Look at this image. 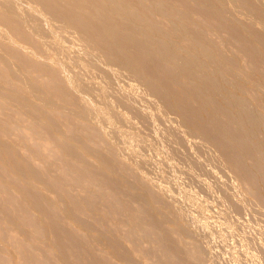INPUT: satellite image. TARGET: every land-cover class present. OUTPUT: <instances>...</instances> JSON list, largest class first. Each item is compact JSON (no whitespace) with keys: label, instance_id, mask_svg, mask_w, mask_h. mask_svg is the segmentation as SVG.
Here are the masks:
<instances>
[{"label":"rangeland","instance_id":"obj_1","mask_svg":"<svg viewBox=\"0 0 264 264\" xmlns=\"http://www.w3.org/2000/svg\"><path fill=\"white\" fill-rule=\"evenodd\" d=\"M43 1L44 0L42 1L41 0H0V148H1L0 157L5 158V156H8L7 154H9V156L7 157L8 159L5 158L6 162L7 160L12 159V157L9 158L10 156H14L18 160L16 162V160L14 161L12 159L13 161L11 160L10 162H8L9 165L10 163L14 162L13 166L15 167L10 169L6 167L8 163L6 164V166L2 165L3 163H5V160H3L4 158L1 159L2 161H4L2 164H1L2 161H0V264H264V183H262L264 182L263 181L264 174L260 176L261 173L259 171H257L256 174H254L257 168L259 169V166H261L260 163L261 164L264 163V158H263L264 152H262L261 154V150L262 151L264 150V146L262 145L263 147L261 148L260 142L256 143V145H259L258 147L253 145L255 144L256 141L264 140V134H263L264 131L262 133L264 123H261L260 122L261 120L259 121L260 125L263 124V126H261L262 129H260V126L257 123L258 121L257 119H259V117L260 119H262L263 118L262 116H264L263 115L264 110L262 108L264 106L256 107L257 104L254 103L255 101L256 103L259 104V101L262 100L259 105H264L263 104L264 95L262 97L263 99L259 98V95L260 94L262 95L261 93L262 91L264 94V90H263L264 88H261L259 86L261 89L260 90L259 87L257 86V85H261L263 87L264 85V83H259V81L262 80L261 78L264 79L263 76H260L264 74V72L262 71L264 70V66H263L264 60L262 62V60L258 58L259 57L258 55L262 54V51L264 50V48H261L262 46L259 45L261 44L259 42L264 38V37H262V39L260 38V34H262L261 36L264 35V22H263L264 15L258 16L260 15L261 12L264 14V12L262 11L264 10V0H248L250 1V3L254 5L255 9H252L251 6L253 5L249 4L247 0L246 1L234 0V2L233 0H218V1L211 0L212 3L213 1H217V2L221 1L220 3L221 4L223 3L222 5L221 4L218 5L221 10H216V11L215 9L217 8L219 9V7L217 6L218 3L214 2L217 7L215 5L214 6L212 5L213 10L208 11L211 4L210 2L204 0L208 4H210L208 10L205 11L206 17L205 16L204 17L206 20L201 16L199 17V14L200 15L205 14V13L201 14L205 9L202 10L203 8H201V10H199V8L202 7L201 5L203 3L204 6L206 4L203 0L201 2L199 1L198 6H194L196 3L194 0H191V2L192 1L194 2L193 3L194 5L191 4L192 5L191 6L189 4V6H186L187 4H185V6L184 5L182 6L183 2L184 3H186V1L188 3L190 2L189 0L186 1L181 0V2L179 1L180 3L176 2V4H179V6H181V7L178 6L177 9H176V5L174 6L175 4L173 2L174 0H171L172 4L174 3L173 5L171 4L170 0H167L168 2L164 0L167 3H164L163 1L161 2V0H156L157 2L159 1L158 2L159 5L160 2L162 4L164 3V7L167 4L166 8H168L170 11L172 9H175L174 12L176 13L172 15L173 19L171 17L169 18V16H171V14L173 13L172 11H171L172 13L169 12V10L168 11L166 10V12L163 11V13H165L164 17L163 14L162 15L159 14L160 13L159 11H161L162 13L163 10V9L159 10V8L163 6L162 4L161 6L158 7V5L155 6L158 3L154 0L153 1L155 4L151 3L152 0L151 1L142 0L140 4L141 3L143 4L145 2L147 3L146 4L147 6L150 3L151 5L153 4L152 9L149 8L151 5L147 7L144 4L145 8L147 7L146 9L144 8L146 11L147 10L152 11L154 8L153 6H155L153 10V15H151L152 12L151 14H148L147 13L148 11L146 12L148 16L150 15L149 18L147 17V14L145 13L144 10L143 11L146 15L143 14V11H141L144 7L143 5L140 4L139 5L136 4L135 6L133 5V3L135 4V1L136 3H138L141 0L138 1L134 0V2L131 3L133 7L137 9L140 8L139 6H141L140 8L141 10L132 9L141 12V13L139 12V14H137L136 12V15L138 16L142 14L143 15L142 19L144 18L145 15L148 19V20L146 19L148 23H149V19H152L151 17H153V19H155V20L152 19L154 21L153 25L156 26L158 23H160V26L158 24L154 29V26L151 27L149 26L150 24H145V22L147 23V21L144 18L143 20L145 21L143 22L142 20L144 26L141 23V21L140 23L142 25L140 24V26L141 27L143 26V28H145V26L147 25L149 28L146 26L147 30L145 31L142 30L140 34L136 35L135 34L136 32L134 34L128 33L130 31L124 32L123 31L124 28H122L121 25H118L120 26L121 29H123V30L119 29L120 31H122L121 33L122 37L119 33L120 31L118 32L119 27L116 24H113L115 21L112 22L110 20L112 22V25H115L113 26L114 28L112 30V28H107L109 26L107 25V23L109 24V22L107 21L109 20L108 19L105 20L107 18L106 15H105L106 18L103 17L104 13L99 14L100 16L97 15V13L108 11V13L105 14H107L108 18L111 19V16L109 15L111 14L113 15V13L116 12L114 10L117 7H120V5H118L115 8L112 6L114 8L113 12L109 11L108 8H106L108 10H103L105 9L104 7H109L108 5H110L109 8L113 9L111 7V4L116 2L118 4V2L122 0H118V1L113 0L111 1L112 2L111 4H109L110 1L108 0L109 1L108 5L105 3V1L107 2V0H104V3L107 6L103 2L101 4V1L103 0L101 1L99 0L100 3L97 2V4L102 5V6L99 5L100 7L98 6L100 9L96 6L95 0H93L95 1L93 2L95 4H92L91 3L92 1H90L92 5H90L89 2H87L86 4L85 1L87 0H83V1L81 0L82 2L85 3L86 6L88 5V3H89V7L92 6V8L90 7L91 8L90 10L88 9L83 10L81 7H83L84 3H79L80 0L79 1L73 0V2L74 1L78 2V5L83 4L81 5V7H79L80 5L77 7V3L74 2V4L77 7V10H79V12L77 13L78 16L76 14V17H78L79 20L81 19L82 21V18L80 17L81 16L83 17L84 13L86 15L87 14L91 15L92 13L96 14L95 15L96 17L95 16L94 17L97 18V16H99L100 17V18L98 17L99 19H101V17L105 18L103 19L105 22H103L102 19L100 22H103L107 25V27L105 24L103 26L106 28V30L101 26L100 27L101 30L98 31H102L103 29L106 31L108 35H110L109 33L112 30L113 35L111 34L110 38L114 36L115 40L113 38H111L112 40L109 39L108 35L103 31L104 33L102 32V34H105L104 35L105 39L108 38L111 41H116L115 38L116 36L119 35L117 37V39L119 40V38L122 39L123 36H126L125 34L128 33L127 36L129 35L128 36L129 38L128 37L126 38L130 39L132 37L131 34H133L134 37L137 36L136 38L133 37L134 39L137 40L138 37L140 39L143 38L142 37L143 31L144 33L146 32L145 34L147 35L149 32L150 33L152 32L153 35L152 33L151 35L153 36V38L150 34L148 35L150 36L149 38L147 36V39H149L152 43H150V41L146 39H143V41L142 40L140 41V39H138L139 40V44H138V40H137L138 46L141 45L140 42H143L142 44L145 45L147 42L144 43V41H148L147 44L150 45L147 44L146 45L149 47L140 46L139 48L141 49V47H145L142 48V50L143 49L147 50L148 48L149 49L148 52L149 53L151 52V56L154 54V52H152L151 50L156 51L157 49L156 45H158V43H162V40L166 41V39H163L164 37H162V34L165 33L164 31H167L169 29L170 26H168L167 24L172 26L173 23L175 24L178 19L182 20V17L184 15L183 11L185 9L184 7H186V9L188 10L191 9L192 11V8L194 6L196 9L195 10L193 8L195 12L197 11L198 13V11H200L199 14L194 13V10L192 12V14H194L193 17L197 15L196 17L198 18L195 17L197 19L196 23L197 21H199L198 23L201 22L199 24L200 26L198 25V23L193 27L191 26L192 24H195V22L192 21L195 18L192 19L191 11H189V13L191 14L190 15L187 12L188 10H185L187 14L190 15L189 19H192L190 20L191 23L189 24L188 23L189 19L186 20L185 19L186 17H183L184 22L186 20L188 24L187 25L185 22V25L188 27H186L184 24L181 25L182 23H184L181 20H180V23L182 22L181 24L179 23V20L177 22L179 23V27L178 24L177 25L175 24L177 27L174 25V27L176 28V30L174 29L175 31L172 29L173 26L172 28L170 27L172 29L171 32H173L171 35L172 37L169 36L171 33L169 34L168 32H166L165 34L168 33L169 35L168 34L167 35L169 37H166V35L163 36H165V38H167L169 42L174 41L173 43H171V44H175L173 46H176L177 44L176 42H178V44L176 47H173L170 46L171 44H169V42L166 41L168 43L166 44V42L163 41L166 46L165 48H163L164 44L158 45L160 47L159 49H161V47L163 48V50L161 49L163 52L166 51L168 53L169 50L171 51L176 50V52L184 53V50L188 51V49L185 48L184 46L188 44V41L189 42L191 41L190 39H193V37L188 39L186 38L188 41L185 39V37H187V34L189 32L190 33L192 32L190 28L192 27V29H194L195 31L196 29L198 30V28L200 29L202 28L201 25L203 22L205 23L207 21L206 23L208 24L209 21L208 19L210 18V16L211 19L213 17L210 13L212 14L216 12L217 14L219 13V18L223 17V21H225L226 18L223 15L221 16V14L224 13V15L230 20L229 23L232 21L231 22L232 25L229 24L230 28L231 26L234 25L233 27L236 26L237 28H239L238 29L239 32L243 31L244 30L243 27L245 26L246 28L244 27L245 28L244 32L241 33H243L242 35H246L247 38L249 36L251 38V41H253L252 38L253 39L256 38V37L254 38L255 34L257 33L259 34V36L256 35L257 36L256 39L258 40V42L256 43H258V45L254 42L256 39L253 41L255 45L252 44L251 41L250 43L252 46L250 45L249 42L248 44L251 47L260 46L259 49H261L262 51L258 50V47L251 48L249 45H247V42L246 44L244 43L243 46L245 47L247 45L245 47L246 51L247 48L249 47L248 48L249 52L247 53H249L250 55L253 54V51L255 49L256 51H254V54L256 52L260 53V54L257 53L256 57L261 61L262 66H259V64L257 63L260 62L258 61L257 58H256L257 62L255 61V58L253 60L254 55L252 56V60L255 61V63L253 64L251 63L252 60L249 59L250 57L249 54H248L249 56L248 59H246L247 56L245 54H241L243 51L245 52V49H242V47L239 46L240 45L239 43L241 42L238 41H241L246 36H242L243 38H241L239 36L241 34H239L237 28H233V29L236 30L235 32H237L238 35L237 33L234 32V30H233L234 32L233 35H237L240 38L236 36L237 39L233 38L232 40V37L234 36H232V34L230 33L231 35V39H230V36L227 35V33L230 32V29L227 27L229 25L223 24L224 23L223 21H221V23L223 22L222 24L218 23L220 25L216 24L217 19H219L217 18L218 15L216 14L217 19L213 17L215 20L213 19L214 20L213 23L211 22L213 25L211 24V26H215V30H218L220 26L221 27L223 26V28H226L227 30L225 31L224 29L222 30L220 28L221 31L219 32L217 31L218 34L219 33L221 34L222 31L226 32V35H224L225 34L224 32H223L224 34L222 33V35H224L223 38L226 39H222V37H220L219 35V37L221 38L220 39L218 38L217 34L214 35L215 33L213 31H212L213 35L210 34L211 32L208 30H211L212 27L209 26L210 29H208L207 28L208 25H206V23L205 24L203 23L208 30L204 29L203 31L202 28L201 29L202 31H199L201 32L200 34L199 32L195 31L196 35H194V37L195 36L199 37L198 35L201 36L202 32L203 33L205 32L203 34L205 38L208 37L210 39V36H212L214 40L217 41L219 39L218 42H221L220 43L221 45H215V43L217 42L212 43L214 41H209L210 42L209 43L208 39H206L208 43L203 42L202 40H205V38L202 39V37H199V39L195 37L198 40H200V42H198V40H192V42H190L191 46L190 45L189 46L191 49L193 48L192 46H195V43L197 42L200 44L202 43H206L209 45L214 44L213 46L212 45L209 46V48H211L209 51L211 52L212 48H214V50L212 51L213 52L216 51L217 54L215 52L211 54L207 53L205 50L206 49L208 50L209 48L208 46L207 48H205L206 44H204L205 45L204 50H199V49H203L202 48L203 44L202 46L200 45V48L198 49L199 51H203L202 52L203 54L206 52L208 56L205 55L206 53L204 55L207 57L211 55L210 56L211 58L210 57L208 58L209 60H207L206 57L205 58L203 57L202 59L203 55L200 57L201 58L200 61L201 60L204 61V63L202 61V63L204 64L203 68L209 65L207 67V71L206 68H204L206 73L204 74L207 76L209 75L208 78L206 76L204 77L203 74L204 78L199 79L202 78V75L199 74H202L200 72H203V70L201 71L202 67L200 68L201 63L200 62L198 63L197 62L198 60L195 59L193 56L195 55L200 56L201 54L199 55V53H195V54L193 53V56H191L192 54L189 55L190 53L194 52L196 46L199 44L195 46L193 51L189 49L191 52L190 51H189L190 53L188 52L189 57L190 58L192 57L191 59L193 60L195 59L196 63H198L199 66L194 61L189 62L190 64L194 63V65L192 64L191 66L189 64V67H191V69L188 68L189 69L188 70L186 68V70H188L186 71L184 70L185 68H183V70L181 71L180 70L182 69L181 67H185L186 65L188 66V64H186L188 60L186 61L182 59L186 57L181 58V56L185 55L186 53H184L183 55L178 53V56L180 55V57L178 58L181 59H178L177 56L174 57L177 54L173 53L175 55L174 56L171 55V56L172 58L174 57L175 59L173 58L172 60H174L175 62L177 60H182L181 62L184 63L185 61V64L183 63L180 64L177 61L179 64H177V62L175 64L178 66V69L181 71L182 75H180V71H179V74H177L175 78H173L174 77L173 74L178 73L177 69H176L177 70L176 73L170 72V75L171 77L173 75L171 79L172 80L174 79V81L175 80L177 81L178 80L177 78L181 76L183 78V79L180 78V81L182 80L181 84L186 85L184 86L185 89L188 90L189 88L191 90L190 92H192V90L194 89L195 90L199 89L200 93L197 91L195 92L194 90L193 93L191 94L189 92L190 95L193 94L194 97L195 96L198 97V96H205L207 93V95L210 96L209 100H207V96H205V98L199 97V100H197L198 98L196 97L193 99L188 97L191 99L189 101L187 100L188 99L187 97L185 98L181 96L182 92L176 86L169 84L170 81L167 80V76H169L168 79L170 78V75H168L169 74L168 71H172L173 68L171 70H166L167 73H164L166 71L163 70V73L166 75V78L165 77L164 78L166 79L167 82L168 81L169 82L167 83L165 81L166 84L165 82H163L164 84L160 82L161 87L164 89L165 88L168 89V87H170L171 89L173 86V91H174V87H176L175 91L177 92V94H178L177 90L181 92L180 96L185 102L180 99V96L177 95L176 92L174 94V92L172 90L170 91V89H168V91L165 89L164 90L165 93H161L160 92L161 89L156 90L158 87L160 88V85L158 84L159 86L157 87L156 86L157 84L155 85V83L157 82L159 83V81H161V78H163L161 70L163 68L170 69L171 67H174L175 69V66H171L173 62L171 63L169 62L170 64L167 65L168 62L164 61L166 59L169 60L168 58L171 57L170 56V54L172 53L171 51H169V53L171 52L170 54L168 53L170 57L168 55H165L167 54L166 52L163 54L160 51V53L165 55L163 60V55L160 54L162 56L161 59L160 58L161 56L159 57L158 54L159 50L157 49L156 53L153 55V57L155 58L153 57L152 58L156 60V57H159L160 59V60L158 59L159 62L161 63L162 61V64H160L162 65V69L161 66L153 68L156 70L160 68L159 71H155L147 66L151 63H149L148 61L147 64L146 58L144 56L142 57V54H140L139 52L140 50L139 51L137 50L136 47L138 46L134 45L136 41L132 43L134 39L129 40L132 43V46L128 48H133V50L134 48H136L135 50H137V51L134 50L135 53H133L132 49H130L132 50V52L130 50L129 51L133 55L139 52L141 57L138 54L136 56L138 58L140 57L141 60L142 58L143 59L145 58L144 60H146L145 62L146 65H144L143 64L144 61L142 60V62H140L139 59V62L142 63L144 67L147 66V69L146 67L145 69L144 67H142L143 68L142 71L147 70V72L146 71H144V73L142 72L143 74L147 73V77L146 75L144 77L143 74H141V72L139 74L140 70L135 71L137 68L141 69L139 62H137L138 59L135 56H133V59L134 61H136L137 59L136 61L137 64H135L134 61H132L134 64L132 63L129 64L130 66L131 64L137 66L139 65V67H137L135 70L132 69V66L129 67L127 63L128 60H133L131 58L132 57L131 55L130 57L127 54V56L130 57V59L128 58V60L125 59L127 61L123 60L124 57L123 59H121L125 51L128 50L127 47H124V45L126 46L127 44L125 40L123 41L126 44H123L122 47L124 48L121 47L122 49L121 48H120L121 50L119 49L120 51V52L118 51L119 53L117 52V50L121 45L118 47V45L115 44L118 42V40L117 42H113L114 45L117 46V50L112 43V45L114 46L113 49H115L114 51L116 52L112 51L113 50L111 48L112 46L110 47L109 45L111 49L110 50L111 53L114 52L113 55L111 54L113 57L110 56V53L106 52L105 49H102L103 48V46L101 47L102 43L105 48L106 45L108 46L107 42L109 40L103 41L105 40L102 37L103 35L98 34V31H96L97 28L99 29V27L95 28L96 25H103V24L97 22L96 20L98 18L95 20V18L92 16L93 14L90 16V18L93 19V21L91 20L93 23H95L96 21L95 27L93 23L90 24L91 21L86 19V17L83 18L84 21L85 22L88 21L90 23L85 24L83 23L84 21L83 22L80 21V23H83L81 27V24H78L79 20H77V18L72 19V17L75 16V13H73V8L71 9L70 6L71 5L70 2L72 0L71 1L66 0L67 2L69 1L68 4L70 6V8L66 7L67 10H65L66 8H64L65 5L61 7L62 4H65L66 2L65 0L64 3L62 0H59L61 4L57 0H54L57 1L58 3L53 2L55 3V5L51 3L52 6L49 1H47V3H43ZM52 1L53 0H51V2ZM127 1L129 4L130 1L129 0ZM127 1L126 0L122 1V3L124 2L123 4H125V7H123V10L122 7H120L119 10V11L122 10V12L125 10L126 12L125 15L128 12L131 14L132 11L126 5ZM238 1L239 3L241 2L240 4H242L243 1L244 6L243 4L242 7L241 5L239 6ZM122 3L120 4L123 5ZM168 3H169V7H167ZM245 3H248L249 6L245 5ZM74 4H72L73 5L72 7L75 6ZM170 4L173 6V8L171 7ZM49 5L51 6V8ZM93 5H95L94 8H98V10L95 9L97 13L93 9ZM86 6H84L83 8H85ZM190 6L192 8H188ZM221 6H223V8H221ZM246 6L248 7V9ZM52 7H54V11ZM76 7H74V10H76L75 9ZM156 7L158 9H156ZM256 7L260 8L261 11L256 10L257 9ZM68 8L70 9V11L71 10L72 11L69 12ZM126 8L130 9V11H128V9L126 11ZM179 9H181L182 12ZM222 9L224 12L222 11ZM254 10L257 11L258 14L254 13ZM65 11H68L69 14L72 13L74 15L72 16V14H70L69 16L71 17L64 16ZM89 11L92 13H90ZM119 11H117L118 14L115 13V15H118L119 19L121 15L120 21H123L124 19L122 18L124 16L123 15L124 13L120 14ZM80 12H82L83 15H81L82 13L79 14ZM207 12L208 13L210 12L209 13L210 16L208 15L209 18H207L208 17ZM132 13L135 15L134 11H132ZM178 14H182V17H180L181 15L179 16ZM187 14H185V16H187L188 18L189 16ZM115 15L113 16L115 17ZM134 15L132 16L130 15L132 17L131 19L129 17V14L126 15L128 18L125 16L126 21L125 20L123 21L125 22L124 25L125 24L128 25L129 29L131 28L129 25L137 21L141 16V15L138 16L137 19L134 17L135 18L134 19L133 18ZM175 15L180 18H177ZM118 16L116 17V19L118 18ZM167 16L169 19L166 18ZM173 16H175L177 20L174 19L175 17ZM66 17L71 19L67 20ZM88 17L89 16L87 15V18ZM199 18H202L203 22L199 20ZM119 19L117 21H119ZM71 20L74 21L77 20V22ZM112 20L115 19L112 17ZM129 20H133L134 22L131 21V23L129 24L128 22ZM139 20H141V18ZM139 20L134 23V26L136 25L135 27L137 28L140 27L138 25ZM175 20L176 22H174ZM111 22H110V26H112ZM217 22H220V20H218ZM236 24L238 25L240 24L239 26H242L241 28L242 30ZM88 25H90V27L87 29H91L92 28L91 25L96 29L94 30L95 33L98 34V36H96L97 39L95 38L92 39V37L94 36L93 32H91L93 28L90 30V32L87 31L86 27ZM126 25H125V30L128 29ZM161 25L162 26L167 25V27L165 26L167 30L164 29L165 28L164 26L162 28ZM180 25L182 29L188 28L186 31L188 32L187 34L186 33L184 34V32L181 33ZM84 26H85L84 28L85 31L83 29ZM116 26L118 28H116ZM134 26L133 28L135 29V31L139 33L138 30L140 28L136 29ZM183 26H185V28ZM189 26L191 27L189 28ZM216 26H218V28ZM247 26L249 27L250 30H248ZM157 27H160L164 30L160 29L158 31ZM133 28L130 29L131 32L132 30H134ZM152 28L156 31V33L153 31ZM116 29L117 32L119 33L118 35H116L117 34ZM149 29L151 30L148 31ZM171 29H169V31ZM108 30L110 32H108ZM177 30L179 31L180 35L184 34V36L182 35V37L187 41V43H185L186 41L183 39L182 40L185 42L178 40L181 39L182 37L178 34ZM251 30L256 33L255 34L251 33L250 32ZM160 31H163V33ZM194 31L192 32L193 34ZM157 32H160L161 34L160 33L158 34ZM174 32H177V34L176 33L174 34ZM87 33L88 34L92 33L93 36H89L92 34L88 35ZM192 33L191 35L193 36ZM154 34L156 36L158 35L157 36L158 38L155 37V39H157L155 44H154V40H155ZM252 34H254V36ZM176 35L178 36V38ZM225 36H228L229 38ZM98 37L99 39H102V41L100 40L101 43L100 41L99 42L97 41L99 40ZM212 37L210 40H212ZM247 38H245V40L243 41H246ZM258 38H260L261 40ZM158 39H160L161 41H159ZM234 40H236V42L238 43H235ZM247 40L249 41V39ZM123 41H121L119 44H122ZM228 42H230L232 45L230 46V43ZM222 43L224 44L226 43L225 46L228 49H230L229 47H232L231 49H233V51L238 49L236 50L238 51L237 54L241 52L240 55L239 54L238 55L239 58L241 55H243L241 57H244V61H242L243 58H241L242 60L237 58L238 55L237 56L233 55L234 59L237 58L238 61L237 59L234 61L232 57L233 60L232 62L237 61L236 64H238L237 66H239V68L233 66L232 62L230 64L231 60L229 61L228 57L231 55L230 53L231 50L230 52H228L229 51L228 49L224 50L225 46H223L224 44ZM152 44L155 45L156 49L154 48L151 49V46L153 47ZM167 45H169L168 50H167ZM234 45L236 47H234ZM217 46L218 48H216ZM197 48L195 52H198ZM221 48H222L221 50L222 53H220L219 55L218 53L221 52L220 51ZM250 50L252 53L250 52ZM107 51H109V48L107 49ZM224 51H226L227 53ZM223 52L226 54L223 55ZM213 54L214 56H212ZM188 55L187 54L185 55L187 56V59H189ZM226 55L227 57H225ZM127 56L125 55L126 58ZM198 56L195 57L199 59ZM216 56H220V57L222 56L221 59L223 58V64L225 62L226 64L225 68H227V69H223L222 68L223 65H221L219 69L216 68L218 69L217 72L218 74H216L217 70L214 68L217 66L218 63L220 62L222 63V61H220L221 60L220 57L219 59L217 57L218 61L215 60ZM165 57L168 58L165 59ZM224 58H227L225 59L227 62L224 60ZM261 58L264 59V56ZM204 59H206V61ZM158 60L156 61L158 62ZM172 60L170 59V61ZM213 60L214 62L216 61L217 63L216 66L213 65L214 63ZM245 60L246 61L248 60L251 65L247 63L248 61L246 62ZM156 61H153L154 64L157 63ZM240 61L243 62V64L245 62L244 65L246 66L247 69H244L242 66L240 67L241 64ZM164 62L168 67L170 66L171 67L168 68L164 64ZM209 62L210 64L211 63L212 64L211 65L208 64ZM125 63H127L126 64L127 66L125 65ZM256 63L258 64L259 67L257 66ZM236 64L234 63V65ZM252 64L253 66L256 64L257 67L252 69L253 67ZM181 65H185V66H181ZM249 65L252 66L251 69L255 73L252 72L253 73L252 74L250 72L252 70H249L250 69ZM192 66H194V68ZM213 66L215 67L213 68ZM209 67H211L212 69H210ZM234 67L236 69H234ZM259 68L260 69L263 68L261 70L263 73L262 72L259 73V71H256V69L258 70ZM193 69L195 70V72ZM220 69L227 70V72H229L228 69H231L230 71L236 70L235 72H238V74L235 73L234 74L235 77H234L233 74H231V72L228 73V75L231 74L230 76H232V78L234 77L233 79H231L230 76H228L227 73H225L226 77L229 78L224 79L222 78L224 77L223 74L224 72L221 73L222 70L219 71ZM239 69L241 70V72ZM190 70H193V73ZM211 70L215 72L213 73L216 74V76L215 75L213 76V74L211 76L210 73L212 72ZM242 70L244 71L243 74L241 75L239 74V72L242 73ZM247 70H249L251 75L249 73L247 74ZM148 71H150L152 74L153 72L157 73V74L156 73L153 74L154 77L156 76L155 79L151 77L153 80L152 82L153 83L155 82L154 86H156V89H154L155 87L152 86L153 83L148 81L151 80ZM158 72H160L161 74H158ZM256 73H259V76L256 77L255 79L254 77L258 75ZM193 74H197L196 75L197 78L195 75L192 78L191 75ZM157 75L158 76L160 75L159 77L161 76L162 77L158 79ZM188 75L191 77V78L188 77V79L190 78L189 83L187 81L188 80L187 77H185ZM247 75L248 76L250 75L251 78H254L253 84L251 82L252 81L251 78H249ZM210 76L213 77V79L215 78L214 80L212 79L211 81L212 84L215 83V85L213 84V86L210 83V79H211L209 78ZM194 77L197 80L199 79L198 83L197 80L194 79ZM204 79L205 81L208 80L209 83H206L207 81L205 82ZM247 79H250V81H248ZM228 80L230 81L228 82ZM234 80H236V82L239 80L237 83H240L241 86L247 83L245 85L246 89L244 87L239 86L237 83H235ZM256 80L258 83H255ZM183 81L184 82L186 81L187 83L184 84ZM193 81L196 83L194 85L192 84L193 85L192 86L190 82ZM179 82L177 81V83ZM202 82H205L206 86L209 84L208 85L209 87L207 86L209 89L210 87H213V89L216 88L218 91H214L211 88L210 90L212 91V93L211 91L208 92L209 89H207L205 84ZM170 83H172V81ZM167 84H169L170 86H168ZM188 84L191 85L193 88L190 86L192 88L191 89ZM217 84L218 85L221 84V85L218 86ZM195 85L196 86L198 85L199 87L201 86L200 88H204L205 86V89L203 90L201 89L200 91V88L198 86H197L198 88H195ZM225 85L226 87L228 86L227 89L225 88ZM233 85L234 86L238 85L236 88L237 90L233 87ZM247 85H249V87ZM221 86L222 88H220ZM247 87L248 89L251 87V90H248ZM232 88L235 89L237 93L234 90L231 91L230 89ZM257 88L259 89L258 92H260L258 93L259 95H257L256 94L257 92H255ZM206 89L207 91H204ZM223 89L225 90L222 91ZM228 89L231 91V93L228 91ZM169 91L172 93L167 94L166 96L165 95L166 92L168 93ZM203 91L206 93H203ZM233 91L234 93H232ZM246 91L248 94L246 93ZM253 91L258 96L259 100L256 98L258 102L256 99H254L257 96L253 93ZM228 92L230 94H233L232 95L233 97L231 95L230 96L235 101L232 98L230 99ZM225 93L228 95H224ZM249 93H251V95H255V97L254 98L251 97ZM214 94L221 95L222 97L221 96H217V97H219V99L221 98L222 100L223 98L224 99L227 98V100L228 98L230 99V101L228 100L229 109H231L230 105L234 107L231 109L232 111L229 110L230 111L229 114L232 112L231 113L232 115L230 114V116L232 117L234 116L233 118L236 119V122L238 119H239L238 122H240L241 118L245 122L248 120H253V117L251 115L250 116L248 115L251 113L257 116V118L254 117L256 118V121L253 120L254 123H252V121H248V123L246 122L248 124L246 126L248 129L244 127L246 124L240 126L243 129H241L239 126H236L239 124L238 122L236 123V125L235 123L232 125V123L235 120L232 118L234 121L232 119H231L232 122L229 121L228 119L231 117H228L229 114H225V112L227 113L228 111L227 109H225V107L227 108L228 106L225 107L222 106L224 108H220L221 109L220 111L225 110V112L224 111L223 112L225 116L227 115L226 117L222 115L223 112H220L218 114L219 109L217 108H216V112L217 111L218 112L216 114L219 115L221 118H219V116L217 117V115L213 116L214 114L212 113L213 112L212 110H214L216 106L221 107V104L223 103L224 105L227 104L226 103L227 100L226 101L224 100L225 102L223 103L221 100L218 103L217 102L218 99L215 100L216 95ZM234 94L236 96L237 94L238 96L242 94L239 97H242L244 100L242 98L239 99L243 100V102H241V100L237 101L238 96L236 98L234 97L235 96ZM171 95L172 96L176 95V98L179 100L178 101L176 100L175 102L178 103L181 100L180 105H182L183 103L185 105V106L183 105L184 107L187 106L186 108H188L189 104H193L194 106H197L196 104H198V107L194 108L193 106L194 109L199 108L200 98L207 100L208 103L210 100L213 99L214 96L215 98L212 100L213 102L210 101L208 106L210 107L212 103L215 104L214 101H216L218 104H220L221 102V104L216 106L214 105L215 107L213 108L211 107L212 110L208 108L205 100L201 101L204 107L206 105L205 110L207 111L205 112H207V115L209 114L208 116H210L211 118L213 117L212 121L211 118H208V120L211 121V128L213 129L215 128V126L223 127V125L225 126V124L228 127L232 125L231 126V128L233 127L232 130L236 129L235 126L240 129V130L238 128L236 129V131L238 132L236 133V135H238L239 132L240 134H242L246 130L243 133L245 135V133L247 134L248 133L247 131H249L250 127L248 126L253 125L256 128V130L255 131L253 130L255 133L253 132L254 136L252 135V137L253 139L256 140L252 139L253 141L252 142L250 141L251 143L248 147L250 148L251 146V149L246 147L247 146L246 144H249V142L248 143L247 141H245L246 143L239 142V140L244 141L246 139H249V136L252 134V129H255L254 127L252 128L251 126L250 129L251 134L248 133L250 134L249 136L247 135L248 138L247 137L245 138L246 136L245 135L243 137L244 140L242 138L243 134L241 136L239 134L238 137L235 135L238 139L236 140L233 138L234 140H236L235 141L236 143L229 142L230 140H227L228 138L225 140L226 138L225 135L228 134L227 133L228 130L226 133L224 131L226 126L224 128L218 127L220 128L219 130H221L222 128L223 133L221 134L222 136L223 135L225 136L223 138L224 140H222L221 139L222 136L220 135V133L218 135L219 130H215L217 131V133L213 130L214 133L216 134L215 135L214 133H212L213 131L209 127L208 123H207L208 126L206 124L207 131L205 130L206 126L204 124L206 123L207 120H203L206 114L204 112H201L202 107L199 108L200 111L197 109L199 111V113L197 112L198 114L197 116L199 118L194 115L192 116L191 113L193 111L196 112L197 110H193V108L191 107L192 112L189 113L190 108L189 109L185 108L187 111L189 110V112H187L182 106V111H181L180 108L181 106H179L176 103L175 105L173 102L175 96L172 98ZM248 95L250 97H248ZM251 98H253L254 101ZM185 99L190 102V103L187 102L189 103L188 105L186 104ZM194 99H196L195 102L196 101L198 102L197 103L191 102ZM231 101H234L235 104L236 103L238 104V102L240 104L246 102V104H244V106L243 105L238 106L235 105L234 103L233 105ZM235 106L238 108L240 106H243V108L242 107L241 108L244 110L245 107V110L242 112V109L240 108L241 109L240 112V109L236 108ZM258 108L262 110V116H260L261 110ZM202 109L204 110V108ZM208 109L209 111L211 110V112H209ZM234 109L238 111L236 110L233 111ZM255 111H257L260 115ZM244 112H248V113L244 114ZM210 113L213 115L211 116ZM189 114H191L192 117L189 116ZM202 114H205L204 118L200 117L203 116ZM227 117H228L227 122L225 121V124H223L224 120ZM248 117H251L252 119L250 118L248 119ZM191 118H194L192 119L194 121H192ZM200 118H203L202 121L203 122L205 121L204 124H202ZM195 121L196 123H198L196 124L198 129L197 127L196 129L194 128L196 126V125L194 126ZM243 121L242 123H245ZM221 123L223 125H218ZM242 123L240 122L239 125H242ZM203 125L204 127H202ZM209 129L211 130L209 131ZM259 129L261 131H259ZM230 130L231 129H229L228 135H230ZM236 131H234L233 134H235ZM257 133L258 135H256ZM219 136H221V138ZM239 136L242 139H239ZM222 141L224 142V144L221 143ZM237 141L241 144V146L240 144L238 146L242 148V152L243 149L245 148H246L245 150L247 151L252 150L253 152L255 149L256 152L254 154L256 155V153L258 152L257 150L261 148V150L259 151L260 153L259 152L258 153L260 155H263L260 156V160L262 159L263 161L258 160L259 157L257 155L256 156L258 158L256 159V156L254 154H252L254 158L248 156V158L246 159L245 157L248 154L250 155L249 153L250 151L248 153L246 152L247 155L244 152L245 156L244 155L243 156L246 159L245 162H247L248 164L245 165L244 161L239 156L240 154L238 155L236 153V150H234L235 148L234 145L236 144L237 146ZM230 145L232 146V148L233 147L234 148L232 149ZM242 145H244V147H242ZM253 146L255 148L252 149ZM2 147L7 151V153L6 151L3 152L4 149ZM233 150L234 153H232ZM237 151L238 152L241 151L239 147ZM11 152L14 155H12ZM4 153H6V155ZM230 154L232 155L236 154V155L233 156L231 155L232 157L231 158ZM234 156H237V158L235 157L236 160L239 159L241 161L238 160H237L238 162L235 161ZM233 158H234V163L232 160ZM255 160L260 161V163ZM15 162L19 165L15 164ZM239 162H242L241 165L242 164L245 165V167L243 166L244 168L246 167L249 168L254 165H255L254 167H256L257 163L259 164V166H257L255 170L253 168L254 171L252 170V167L250 169L246 168L249 171H245L246 169L244 168H243L244 170L243 169L241 170L242 166L239 167L240 164ZM235 163L236 165L239 163L238 166H236ZM249 164L251 166H249ZM17 166H20L21 170ZM10 167H12V164ZM16 167L20 171H22V173H20L18 169L17 170L19 171V173L18 171L16 173L15 171ZM237 167H239V170H237L238 169ZM263 167L264 166L260 168L261 172L263 170L262 173H264V169H262ZM104 169L106 171L108 169L109 171L106 172ZM251 170L253 171L252 173L250 172ZM23 171L26 172L32 171L30 174L35 173V177L31 179L32 177L31 175L28 176L29 175L28 173L26 179L25 178L26 173H24ZM241 171H244V173L249 172L251 177L250 175H248L249 173L248 174L245 173V175L246 177L249 176L250 179L248 180V178L243 176ZM258 172H259L258 177L260 178V181L259 178H257ZM33 175L34 174H32V176ZM256 179H258V181H255ZM251 180L255 181V185L254 182H252ZM26 183L29 184V186ZM21 187L22 188L26 187L24 193L28 192L27 195L28 197L30 196V192L33 191L38 197L41 198L40 199V202L42 201L41 205L46 209H51V211L53 212L52 216L55 218L57 225H51V223H47L50 221L51 217H48L49 219L47 217L46 219H44L45 216L43 218L40 216L42 214L39 213L42 209L38 206H35L38 204L30 203L31 199L28 198L26 194L24 195V193L20 191V189L22 190ZM27 187L28 190L30 189L31 191L30 190L27 191L26 190ZM27 198L29 201L27 200ZM121 203L123 204L121 205ZM37 208L41 210H38ZM41 219H43V222ZM40 226L42 228H40ZM90 234L94 236H90Z\"/></svg>","mask_w":264,"mask_h":264},{"label":"bare ground","instance_id":"obj_2","mask_svg":"<svg viewBox=\"0 0 264 264\" xmlns=\"http://www.w3.org/2000/svg\"><path fill=\"white\" fill-rule=\"evenodd\" d=\"M41 1H42V0H41ZM47 1H49L50 4L53 3V2H57V1L60 2L59 0H57V1H54V0H53L52 2H51V0H46V1L44 0L43 3H47ZM62 1H63V3H64L66 0H65V1L62 0ZM69 1H71V0H69ZM69 1H68V2H69ZM75 1H79V0H75ZM75 1H74V2H75ZM80 1H81V0H80ZM80 1H79V3H84V2H82L83 0H82L81 2H80ZM90 1H92V2H91L92 4H95V3H93V2L96 1V6H97V7H98L99 5H101L102 2L104 3V0H103V1L100 0V1H101V4H99V5L97 4V2L100 3L99 0H95V1H93V0H89V1H88V0H87V1H85V2H86V4H87V2L90 3ZM109 1H110L109 4H111V3H112L111 1H113V0H109ZM109 1L107 0V2L105 1V3L108 5V2H109ZM115 1H116V0H115ZM117 1H118V0H117ZM122 1H125V0H122ZM122 1L118 2V4H117V2H116V3H112V4H111V7L113 6V7L115 8V7H117L118 5H120V7H122V10H123V7H125V4H123L124 2L122 3ZM126 1H127V0H126ZM129 1H130L129 4H130V6H131V5H132L131 3L134 2V0H132V1L129 0ZM137 1H138V0H137ZM150 1H151V0H150ZM150 1H149V3H150ZM152 1H153V0H152ZM152 1H151V3L155 4L154 1H156V0H154L153 2H152ZM162 1H163L164 3H167V2H168L167 0H166L167 2H165L164 0H161V2H162ZM179 1L181 2V0H176V1L174 0V1H173V2L175 3V4L173 3L174 6L176 5V9H177V7L179 6V4H176V2H177V3H180ZM183 1H184V0H183ZM183 1H182V2H183ZM185 1H186V0H185ZM194 1L196 2L195 5L193 4V3H194L193 1L191 2V0H189L190 3H188L187 1H186V3L183 2L184 4L182 3V6H183V5L185 6V4H187L186 6H189V4H190V5L193 4L194 6H198V5H199V1L201 2L202 0H198V2H197V0H194ZM203 1H204V0H203ZM206 1L210 2V4H211V6H210L211 9L209 8V10H208V7H209L210 4H208ZM206 1H204V2L206 3L205 6H204V3L201 5L202 7L199 6V7H200L199 10H201V8H203L202 10L205 9V10L201 13V14H204V13H205L204 15H200V14H199L200 11H198V13H197V11L195 12L196 9H195V7L193 6V8L195 9V10H194V9L191 7L192 5H191L190 7H188V8H192V11H191V9H190V10L186 9V7H184L185 9H184V8H182V9H184V11H185V10H188V11H187L188 14H190L189 11H191V14H192V12H193V10H194V13L199 14V17L201 16L202 18L205 19V17H206V16H205V15H206V12H205V11H206V10H208V11L213 10V9H212V8H213L212 5H213V6H214V5L216 6L215 3H218L217 6H218L219 4H221V3H220L221 1L217 2L218 0H217V1H213V3L211 2V0H210V1H209V0H206ZM239 1H240V0H239ZM239 1H238V3H239ZM245 1H246V0H245ZM247 1H248V0H247ZM58 2H57V3H58ZM68 2L66 1L65 4H62V5H61V7L65 5L64 8H66V7H69V8H70V6H71V9L73 8V13H75V16H73L74 14L70 13V14H72L73 17H75V18L72 17V19H76V18H77V20H79L78 17H76V14L79 12V10H77V7H78L79 5H80L79 7H81V5H83V4H79V5H78V2H75V3H77V7H76V5L74 4L73 0L70 2V4H71L70 6H69ZM140 2H142V0L139 1L138 3H136V1H135V4L133 3V5H134V6H135L136 4L139 5ZM156 2H157V1H156ZM158 2H159V1H158ZM158 2H157V3H158ZM161 2H160V5H159V3H158V4H156L155 6H157V5H158V7L161 6V4H162ZM170 2H171V4H172V1H171V0H170ZM170 2H169V3H170ZM214 2H215V3H214ZM233 2H234V0H233ZM235 2H237V1H235ZM248 2H249V4H252V3H250V1H248ZM89 3H88L87 6H86L85 3H84L83 7H84V6H86V7H85V8L81 7V8H82L83 10H85V9L90 10V9L92 8V6H90V7H91V8H90V7H89ZM91 3H90V5H92ZM105 3H104V4H105ZM120 3H122L124 6L121 5ZM149 3H148V4H149ZM151 3H150L148 6L146 5V4H147L146 2L143 3V4L141 3L140 5H143V6H144V4H145L147 7H149V6L151 5ZM164 3L162 4V5H163L162 7H164ZM169 3H168V6H167V7H169ZM240 3H241V2H240ZM240 3H239L238 5H239V6L241 5V7H242L243 1H242V4H240ZM48 4H49V3H48ZM53 4L55 5V3H53ZM60 4H61V2H60ZM60 4H59V5H60ZM67 4H68V5H67ZM72 4L75 5L74 7H76V8H75L76 10H74V7H72V6H73ZM106 4H105V5H106ZM113 4H115L116 6L113 5ZM129 4H128V1H127V2H126V5H127L131 10H132V9H136L135 7H133V5L131 6V7H133V8H131V7L129 6ZM153 4H152V5H153ZM171 4H170V5H171ZM173 4H172V5H173ZM222 4H223V3H222ZM222 4H221V5H222ZM236 4H237V3H236ZM249 4H248V3H245V5H248V6H249ZM254 4H255V3H254ZM57 5H58V4H57ZM105 5H104V6H105ZM107 5H106V6H107ZM152 5H151L149 8L152 9ZM166 5H167V4H166ZM166 5H165L164 8H162V7L159 8V10L163 9V10H162V13H161V11L158 10V11L160 12L159 14H161V15L163 14V17L165 16V13H163V11L166 12V10H167V11L169 10L168 8H166ZM172 5H171V7L173 8ZM206 5H207V6H206ZM252 5H253V4H252ZM47 6H48V5H47ZM49 6H50V5H49ZM51 6H52V4H51ZM51 6H50V8H51ZM94 6H95V5H93V9H94V10H95V9L98 10V8L100 7V6H99L98 8H94ZM101 6H102V5H101ZM108 6L110 7V5H108ZM155 6H153V7L155 8ZM217 6H216V7H217ZM243 6H244V4H243ZM250 6H251V5H250ZM256 6H257V5H256ZM88 7H89V8H88ZM109 7H104L105 9H103V10H108V9H109V11H112V12H113L114 8L112 7L113 9H111V8H109ZM120 7H117V8L114 10V11H116V12H114L113 15H115V13L118 14L117 11L120 10ZM137 7H138V6H137ZM139 7L141 8V6H139ZM147 7H146V8H147ZM179 7H181V6H179ZM204 7H205V8H204ZM206 7H207V9H206ZM216 7H215V8H216ZM218 7H219V6H218ZM246 7H247V6H246ZM246 7H245V8H246ZM251 7H252V9H255V8H254V5L251 6ZM52 8H53V11H54V7H52ZM69 8H68V11L71 12L72 10L70 11ZM106 8H108V9H106ZM118 8H119V9H118ZM140 8H137V9L139 10ZM144 8H145V6L143 7L142 10H141V9H140V10H141V11L144 10L145 13L148 11V12H147L148 14H151V12H152L151 15H153V10H154V8H153L152 11H149V10L146 11V10H145L146 8H145V9H144ZM149 8H148V9H149ZM172 8H170V9H172ZM197 8H198V7H197ZM221 8H223V6H221ZM249 8H250V7H249ZM256 8H257V7H256ZM99 9H100V8H99ZM101 9H102V8H101ZM117 9H118V10H117ZM124 9H125V8H124ZM127 9H128V8H126V11H127ZM130 9H128V11H130ZM137 9H136V10H137ZM156 9H158V8L156 7ZM156 9H155V12H156ZM164 9H165V10H164ZM247 9H248V7H247ZM65 10H67V8H66ZM103 10H100V11H103ZM122 10L119 11V12H120V14H123V13H124V14H123L124 16L122 15V16H123L122 19H124V20L126 19V17H127L126 15H128V14H129L130 19L132 18L131 16L134 15V14L132 13V11L135 12V15L133 16V18L135 17V18L137 19V17L141 15V16L139 17V19L141 18V20L138 19V20H139V22H138V23H139V24H138L139 26H140V24L142 23V20H143L144 18H145V20L147 19V17L150 18V15L148 16L147 13H146V14H147V17L145 16L146 14L144 13V11H143V14H145V15H144V18L142 19V16H143L142 14H140V15H138V16L136 15V12H137V14H139L140 11L138 12V11L132 10V11H131V14L128 12V13L125 15V13H126L125 10H124L123 12H122ZM174 10H175V9H172V10H171L173 13L169 10V12L172 13V14L169 13V14H171V16H169V15L167 14L168 12L166 13V14L169 16V18H170V17L172 18V15H174V14L176 13V12H174ZM179 10H181V9H179ZM179 10H178V11H179ZM216 10H221V9H220V7H219V9L217 8V9H215V11H216ZM256 10L259 11L260 8H257ZM56 11H57V10H56ZM68 11H65V14H64V13H63V14H64V16L71 17V16H69L70 14H69ZM74 11H76V12H74ZM86 11H87V10H86ZM91 11H92V10H91ZM158 11H157V12H158ZM176 11H177V10H176ZM184 11H183V14H184L183 17H186L185 19L188 20V19L190 18V15H191V14L188 15L187 12L185 11V13H184ZM222 11H223V9H222ZM250 11H251V9H250ZM252 11H253V10H252ZM260 11H261V10H260ZM262 11L264 12V10H262ZM83 12H84V11H83ZM89 12H90V11H89ZM93 12H94V11H93ZM95 12H96V10H95ZM98 12H99V11H98ZM121 12H122V13H121ZM149 12H150V13H149ZM179 12H180V11H179ZM181 12H182V10H181ZM211 12H214V11H211ZM223 12H224V11H223ZM223 12H222V13H223ZM66 13H67V14H66ZM81 13H82V12H80L79 14H81ZM86 13H88V12H86ZM90 13H92V12H90ZM96 13H97V12H96ZM103 13H104L103 17H105V15H106L107 18L105 17V18H106V19H105V18H102V17H101V19H102V20H103V19H105V20L108 19L109 21H107V22H109V24L107 23V25L110 26V22H111V21H112V22L115 21L113 24H116L117 26H118V25H121L122 28H124V30H123V29L120 28V26H118L119 28L116 26V28H118V32L120 31L119 29H121V30H123L124 32H126V31H127V32L130 31V32H128V33H133V34H134V33L136 32L135 34L138 35V34H140V32H141L142 30H144V31L147 30V28H146L147 25L145 26V28H143L144 23H142V24H143L142 27H141V26L139 27L140 29L137 28V27H135L136 25L134 26V23L137 22L138 20L135 21V22H134L133 20H129L128 22H129V24L131 23V21L134 22V23H131V24L129 25V26L131 27L130 29H132L133 26H134L136 29H139V30H138L139 33H137V31H135L134 28H133L134 30H132V32H131V30L129 29L128 25H126V24H125V25H126V27H128V29L125 30V25H124L125 22H123L124 20H123V21H120V20H121V15H120V19H119V16H118V15H115V17H114L112 14L109 15V16H111V19L108 18L107 14H105V13H108V11H104V12H102V13H97V15H99V14H103ZM140 13H141V12H140ZM177 13H178V12H177ZM207 13H208V12H207ZM209 13H210V12H209ZM209 13L207 14V16L209 15ZM254 13H257V14H258V12L255 11V10H254ZM261 13H262V12H261ZM261 13H260V15H258V16H262V15H264L263 13H262V14H261ZM92 14H93V13H92ZM92 14H91V15H92ZM154 14H155V13H154ZM156 14H157V13H156ZM185 14H187L189 17L187 18V16H185ZM210 14H211L213 17H215V18H216V16L218 15L217 18H219V13L217 14V12L214 13L215 15L212 14V13H210ZM216 14H217V15H216ZM220 14H221V12H220ZM81 15H83V13H82ZM85 15H86V14L84 13V16H83V17H82V16L80 17V18H82V21H81V19L78 21V24H81V27H82V24H83V23H85V24H86V23H87V24L90 23V22H88V21L85 22L83 18L86 17V19H88L89 21H91V20L93 21V19L90 18V16H91L90 14H87V15L89 16L88 18H87V15H86V16H85ZM95 15H96V14H93L92 16L94 17ZM130 15H131V16H130ZM176 15H177V14H176ZM176 15H175V16H176ZM178 15H179V16L181 15L180 17H182V14H178ZM222 15H223L226 19H228V18L224 15V13L221 14V16H222ZM77 16H78V14H77ZM79 16H80V15H79ZM99 16H100V15H99ZM99 16H97V18H98ZM101 16H102V15H101ZM117 16H118V18L116 19ZM125 16H126V17H125ZM155 16H156V15H155ZM168 16L166 17L167 19H169ZM175 16H173V17H175ZM193 16H194V14H192V19L195 18L197 15H196L195 17H193ZM204 16H205V17H204ZM209 16H210V15H209ZM209 16H208L207 18H209ZM62 17H63V16H62ZM68 17H66L67 20H68V19L70 20L71 18H68ZM95 17H96V16H95ZM95 17H94V18H95ZM112 17H113L115 20H112ZM124 17H125V18H124ZM176 17H177V16H176ZM176 17L174 18V19H176V20H177V18H180V17H177V18H176ZM183 17H182V20H181V19H178V20H179V23H180V20L184 22ZM213 17H212V19H211V16H210V18L208 19V20H209V21H208V24L206 23L207 21L205 22L206 25H208V27H207L208 29H210V27L214 28V29L211 28V30H208V29L205 27V25H204L205 23L203 22L202 18H199V20H201V21L204 23V24L202 23L203 26L201 25V27L203 28V31H204V29H205V30L207 29L208 31L211 32V33L209 32L210 34H212V31H213V32L215 33L214 35H216V34L218 35V38L222 37V39H226V38H223L224 35H226V32L222 31V33H223V32L225 33V34L223 33L224 35H222V33H221V34H220V33L218 34V32L221 31L220 28H221L222 30L224 29L225 31H227L226 28H223V26H222V27L220 26V28H219L218 30H215V26H211V24H212L213 21L215 20ZM263 17H264V16H263ZM97 18H95V20H96ZM99 18H100V17H99ZM99 18H98L96 21L99 22L100 24H103V25H96V24H95V23H96L95 20H94L95 23H93L92 21H91V23H90V24L93 23V24H94V27H95V25H96L95 28L99 27V29L97 28V30H96V29L91 25V27L93 28V30H92L91 32H93L94 36H93L92 33H89V34H92V35H89L88 33H87V34H88L89 36H93L92 39H94V38L97 39L96 36H98V34L103 35L102 37H103V39H105V38H104V35H105V34H102L103 31L106 33V31H105L106 28L103 27L104 24H105V23H103V22H105V21L103 20V22H100L101 19H99ZM127 18H128V17H127ZM135 18H134V19H135ZM151 18L153 19V17H151ZM155 18H157V17H155ZM158 18H159V17H158ZM196 18H198V17H196ZM196 18L193 19V20H192V19H189V22H188L189 24L191 23L190 20H192V21L195 22V24H192V25H191L192 27H193L194 25H196V24L199 22V21H197V23H196V20H197ZM217 18H216V19H217ZM221 18H222V20H221ZM221 18L217 19V21L220 20V22H217V21H216V24H218V23L222 24V23L224 22L223 24H227V25H229V24H231V22H232V21H231V22L229 23L230 20H229V19L226 20V19L224 18L225 21L227 22V23H226L225 21H223V17H221ZM86 19H85V20H86ZM118 19H119L120 22H123V23H120L119 21H117ZM152 19H149V23H148V21H147L148 19H147V20H146L147 23L145 22V24H150L149 26H151V27L154 26V29L156 28V26H157L158 24H159V26H160V23H158V22H157L158 24L155 23V24H157L156 26L153 25V24H154V21H153V20H155V19H153V20H152ZM172 19H173V18H172ZM213 19H214V20H213ZM263 19H264V18H263ZM77 20H75V21H74V20H71V21L77 22ZM110 20H111V21H110ZM127 20H128V19H127ZM145 20H143V22H144ZM151 20H152L153 22H152ZM158 20H159V19H158ZM176 20H175L174 22H176ZM178 20H177V22H178ZM186 20H185V22H186ZM205 20H206V19H205ZM205 20H204V21H205ZM210 20H212V21H210ZM80 21H81V22L84 21V22H83V23H80ZM125 21H126V20H125ZM140 21H141V23H140ZM159 21H160V20H159ZM165 21H166V20H165ZM169 21H170V20H169ZM172 21H173V20H172ZM221 21H223V22L221 23ZM112 22H111V25H112ZM116 22H117V23H116ZM128 22H127V23H128ZM177 22H176L175 24H176V25L178 24V27H179V23H177ZM185 22H184V23L181 22L182 24H181V23H180V24H181V25H183V24L185 25ZM194 22H192V23H194ZM211 22H212V23H211ZM236 22H237V21H236ZM261 22H262V21H261ZM263 22H264V21H263ZM263 22H262V23H263ZM99 23H97V24H99ZM118 23H119V24H118ZM163 23H164V22H163ZM169 23H170V22H169ZM200 23H201V22H200ZM200 23H198V25H199ZM209 23H210V24H209ZM234 23H235V21H234ZM75 24H76V23H75ZM85 24H84V25H85ZM122 24H123V25H122ZM136 24H137V23H136ZM142 24H141V25H142ZM151 24H152V25H151ZM175 24L173 23V25H172L173 28H172L171 25H169V24H167V25L170 26L173 30H174V29L176 30V28L174 27ZM186 24H187V22H186ZM220 24H218V25H220ZM105 25H106V24H105ZM107 25H106V27H107ZM132 25H133V26H132ZM138 25H137V26H138ZM167 25H163V26H164V27H165V26L167 27ZM176 25H175V26H176ZM181 25H180V27H181ZM187 25H188V24H187ZM212 25H213V24H212ZM227 25H225V26H227ZM231 25H232V24H231ZM236 25H237L238 27H240V29L242 28V26H239L240 24H239V25L236 24ZM85 26H86V25H85ZM85 26L83 27V29L85 28ZM101 26H102V28H104L105 30L102 29V31H98V30H101V29H100ZM109 26H108L107 28H112V30H113V28H114L113 26H115V25H112V26H110V27H109ZM163 26L161 25L162 28H163ZM185 26H186V25H185ZM185 26H183V27L185 28ZM191 26H189V28H190ZM199 26H200V25H199ZM199 26H197V27H199ZM209 26H210V27H209ZM225 26H224V27H225ZM233 26H234V25H233ZM233 26H231L232 29L230 28V25L227 26V27L230 29V32L228 31L229 33H227V35L230 36V39H231V35H230V33L232 34V36H234V37H232V40H233V38H236V36L238 35V33L235 32L236 30L233 29V28H237V27H236V26L233 27ZM89 27H90V25H88V26L86 27V29L89 28ZM147 27H148V26H147ZM151 27H150V28H151ZM166 27H165L164 29L167 30ZM170 27H169V29H171ZM176 27H177V26H176ZM186 27H188V26H186ZM192 27L190 28V30L193 32L194 29H192ZM216 27L218 28V26H216ZM244 27H245V26H244ZM244 27H243V29L245 30L246 27H245V28H244ZM92 28H91V29H92ZM142 28H143V29H142ZM148 28H149V27H148ZM162 28L157 27L158 31H159L160 29H162ZM194 28H195V27H194ZM202 28H201V29H202ZM228 28H227V29H228ZM247 28H248V30H250L248 26H247ZM91 29H87V31L90 32ZM94 29H95L96 31H98V34L95 33V30H94ZM152 29H153V28H152ZM154 29H153V31L156 33V31H155ZM157 29H156V30H157ZM164 29H162V30H164ZM169 29H168L167 31H164V32H165V33L168 32L169 34L171 33L170 35L167 33L169 36H171L173 32H171L172 29H171L170 31H169ZM177 29H178V28H177ZM187 29H188V28H187ZM187 29H186V28H185V29H182V27H181V28H180V31H181V33L184 32V34H185V33L187 34V33H188V32H186ZM199 29H200V28H198V30L196 29L195 31H196V32L202 31L201 29H200V30H199ZM238 29H239V28H237V30H238ZM112 30H111V32H112ZM150 30H151V29H149L148 31H150ZM175 30H174V31H175ZM182 30H184V31H182ZM214 30H215L216 32H215ZM233 30H234L235 33H237V35H233V33H234ZM241 30H242V29H241ZM241 30H240V31H241ZM244 30L241 31V32H244ZM246 30H247V29H246ZM248 30H247V31H248ZM84 31H85V29H84ZM87 31H86V32H87ZM114 31H115V30H114ZM133 31H134V32H133ZM144 31L142 32L144 36L141 34L143 38L140 39V38L138 37V39H140V41H141V40L143 41V39L149 40V39H147V36H148L149 34L151 35V33H152V32H151V33H150V32H149V33L147 32V33H148V35H147V34H145L146 32L144 33ZM177 31H178V30H177ZM188 31H189V30H188ZM195 31H194V34L191 32V33L193 34V36H192L191 33L189 32L190 35H189V33H188V34H187V37H185V39H186V38L188 39V38L193 37V39H190V40H191L190 42H192V40H198L199 37H202V39L205 38V36L203 35L205 32H204V33L202 32V35H203L204 37H203L202 35H201V36L198 35V33H197V35H198L199 37L195 36V37H197L198 39L195 38V37H194V35H196ZM217 31H218V32H217ZM231 31H232V32H231ZM247 31H246V32H247ZM99 32H101V33H99ZM104 32H103V33H104ZM108 32H110V31L108 30ZM111 32L109 33L110 35H108L107 33H106V34L108 35V38H109V39H111V38L114 39V36H112V37L110 38L111 34L113 35V32H112V33H111ZM116 32H117V29H116ZM116 32H115V33H116ZM118 32H117L116 35H118L119 33H120V35H121L122 31H120L119 33H118ZM160 32L163 33V31H160ZM160 32H157V33L159 34ZM206 32H207V31H206ZM238 32H239V30H238ZM241 32H239V34H241V35H239L241 38H243L242 36H246V35H242L243 33H241ZM250 32H251V33H254V34L256 33V32H254V31H252V30H251ZM115 33H114V35H115ZM128 33L125 34L126 36H123L124 39H123V38H122V39L119 38L120 41L117 39V37H118L119 35L115 37V38H116V41H111L112 39L109 40L108 38H106V39L103 40V41H107V40H109L110 42H109V41L107 42V43H108V46L106 45L105 48H104V45H103V43H102V45H101V47L103 46L102 49H105V51H106V52H109V53H110V56H112V55L114 54V52H116V51H114L115 49H113L114 46L116 47V50H117V46H116V45H118V47L121 45V46L118 48V50H117V52H118L119 49L123 46V44H126V43H124V41H123V40H125V42H127V44H126V46L124 45V47H127L128 50L125 51V53H124V55L122 56L121 59H123V57H124L123 60H125V59L128 60V58L130 59L131 56H132L131 58L133 59V56H135V57L138 59V61H137V59H136V61L139 62V59H140V62H142V60H143V61H144V63H143L144 65H146V63L148 64V61H149V63H151V64H149V65H147V66H148L149 68H151L152 70L159 71L160 68H159L158 70L153 69V68L160 67V66H161V69H162V65H160V64H162V61H161V63L159 62V60H160L159 57H160L161 55H163V54L166 52V51H165V52L162 51L163 48L166 47L165 44H164V42H166V41L169 42V41L167 40V38H165V36H163V35H166V37H169V36H168L167 34H165V33L162 34V37H164L163 39H166V41H164V40H162V38H161L162 43H158V45H159V44H164V47H163V48L161 47L162 50L159 49L160 47H159L158 45H156L157 49L159 50V53L157 52V53L159 54V57H156V60L159 59V60H158L159 63H158L155 59H153V58H155V57H153V55H154V54L156 53V51H157V49L155 48V45H154L155 42L157 41V39H155V37L158 38V37H157L158 35L156 36V35L154 34V35H155V36H154V39H155V40H154V44H152L153 47L151 46V49L154 48V49H156V51L150 49L152 52H154V54L151 56V52H150V53L148 52V51H149L148 48H147V50H145V49L142 50V48H145V47H141V49L139 48L140 46H147V45H150V44H147L148 41H144V43L147 42V43H146L147 45H146V44L143 45V44H142L143 42H140L141 45L138 46V44H139V40L137 39V40H138V44H137V40L134 39V38H136L137 36L134 37L133 34H131L132 37L130 36L131 38L128 39V38H129V37H128L129 35L127 36ZM175 33L177 34V32H174V34H175ZM200 33H201V32H199V34H200ZM248 33H249V32H248ZM87 34H86V35H87ZM160 34H161V33H160ZM178 34H179V31H178ZM184 34H182V35L184 36ZM254 34H252V35L254 36ZM101 35H100V36H101ZM145 35H146V37H145ZM152 35H153V33H152ZM152 35H151V36H152ZM179 35H180V34H179ZM182 35H180V36L182 37ZM188 35H189L190 37H189ZM212 35H213V34H212ZM219 35H220V37H219ZM221 35H222V36H221ZM256 35L259 36V34L257 33V34H255L254 38H255V37L257 38ZM261 35H262V34H260V38L262 39V37H264V35H263V36H261ZM174 36H175V35H174ZM174 36H173V37H174ZM176 36H177V35H176ZM180 36H179V37H180ZM207 36H208V35H207ZM207 36H206V37H207ZM228 36H225V37H228ZM239 36H237V37H239ZM105 37H107V36H105ZM121 37H122V35H121ZM126 37H128V38H126ZM133 37H134V38H133ZM144 37H145V38H144ZM149 37H150V36H148V38H149ZM160 37H161V36H160ZM171 37H172V36H171ZM181 37H180V38H181ZM211 37H212V36H210V39H211ZM240 37H239V38H240ZM100 38H101V37H100ZM152 38H153V36H152ZM152 38H151V40H152ZM177 38H178V36H177ZM216 38H217V36H216ZM228 38H229V37H228ZM228 38H227V39H228ZM239 38H238V40H239ZM245 38H247V36H246ZM245 38L242 39L241 41H238V42H241V43H242V45H241V43H239L240 45L238 44L240 47H242V49H245V47H246L247 45H249L248 42L250 43V41H251V38H250L249 36H248V38H247V39H249V41H248L247 39H246V41H243V40H245ZM256 38H255V39H256ZM260 38H258V39H260ZM98 39H99V37H98ZM127 39H128V40H127ZM131 39H134V41H132V43L136 41V42L134 43V45H135V46H138V47H136L137 50H138V51L140 50V51H139L140 54H142V57L144 56V57L146 58L147 62H146V60H144L145 58H144V59L142 58V60H141V58H140L141 55L139 54V52H137V53L134 54V55L131 53L132 50H133V48H128V47H131V46H132V43L129 41V40H131ZM168 39H169V38H168ZM170 39H171V38H170ZM182 39H183V37H182L181 39H178V40H180V41L185 40V39H183V40H182ZM187 39H186V40H187ZM200 39H201V38H200ZM202 39H201V40H202ZM206 39H208V42H209V41H214V42H212V43L217 42V43H215V45H221V44H220L221 42H218L219 39L216 41V40H214L213 37H212V40H210V39L207 37V38H205V40H202V41H203V42H207ZM220 39H221V38H220ZM236 39H237V38H236ZM255 39L252 38L253 41H254ZM261 39H260V40H261ZM263 39H264V38H263ZM263 39L261 40L262 42L259 40V41H260L259 43H261V44H259V45L262 46L261 48H264V43H263L264 41H263ZM100 40L102 41V39H99V40H97V41L99 42ZM114 40H115V39H114ZM117 40H118V42H117ZM158 40L161 41L160 39H158ZM175 40H176V39H175ZM186 40H185V41H186ZM256 40H257V39H256ZM256 40L254 41L255 43L258 42V40H257V41H256ZM93 41H96V40H93ZM101 41H100V43H101ZM121 41H123L122 44H119ZM128 41H129L130 43H129ZM149 41H150V40H149ZM163 41H164V42H163ZM185 41H183V42H185ZM187 41H188V40H187ZM187 41H186L185 43H187ZM253 41H251V42H252V44L255 45V43H254ZM113 42H117L118 44L115 43L116 45H114ZM167 42H166V44H168ZM173 42H174V41H173ZM173 42L170 41L169 44H171V43H173ZM175 42H176V41H175ZM190 42L188 41V44H187V45L185 44L186 46H184L185 48L188 49V51H187V50H184V47H183L184 53H186L187 55H188L191 51H193V49L195 48V46H196L197 44H199V45L196 46V48L199 46V47L197 48V50L200 48V45L202 46V44H203V46H202L203 49H199V50H204L205 48H207V46H208V48H209V46L212 45V44L209 45V44H206V43H202V44H200V43H198V42H200V40H198V42L195 43V46H192L193 48L191 49V48H190V46H191V45H190ZM208 42H207V43H208ZM226 42H227V41H226ZM232 42H233V41H232ZM234 42H235V43H238V42H236V40H234ZM246 42H247V45L244 47L243 44H244V43L246 44ZM104 43H105V42H104ZM112 43H113L114 46L112 45ZM128 43H129V44H128ZM150 43H152V42L150 41ZM176 43L178 44V42H176ZM193 43H194V41H193ZM193 43H192V45H193ZM209 43H210V42H209ZM228 43H230V42H228ZM262 43H263V44H262ZM97 44H98V43H97ZM105 44H106V43H105ZM136 44H137V45H136ZM156 44H157V43H156ZM177 44H176V46H177ZM182 44H183V43H182ZM204 44H206V47H205V48H204V46H205ZM222 44H224V43H222ZM225 44H226V43H225ZM225 44H224L223 46H225ZM256 44L258 45V43H256ZM98 45H99V44H98ZM109 45H110V47L112 46L111 48L113 49L112 51H114V52L111 53V51H110L111 49H110ZM127 45H128V46H127ZM129 45H130V46H129ZM173 45H175V44H171L170 46H173ZM189 45H190V46H189ZM213 45H214V44H213ZM213 45H212V46H213ZM231 45H232V44L230 43V46H231ZM238 45H237V46H238ZM250 45H251V43H250ZM250 45H249V46H250ZM135 46H134V47H135ZM160 46H161V45H160ZM162 46H163V45H162ZM176 46H173V47H176ZM182 46H183V45H182ZM227 46H228V45H227ZM251 46H252V45H251ZM251 46H250V47H251ZM260 46H254V47H251V48H256V47H258V50L262 51L261 49H259ZM107 47L109 48V51H107V49H108ZM124 47H122V48H124ZM147 47H149V46H147ZM168 47H169V45H167V50H168ZM214 47H215V46H214ZM221 47H222V46H221ZM234 47H236V46L234 45ZM243 47H244V48H243ZM106 48H107V49H106ZM122 48H121V49H122ZM136 48H134V50H135ZM138 48H139V49H138ZM177 48H178V47H177ZM177 48H175V49H177ZM196 48H195V50H196ZM216 48H218V46H217ZM229 48H230V49H228V48L225 46V49H224V48H223V49H224V50L228 49V50H229V51L227 50L228 52H230V50H231V52H230L231 55L229 56V57H231V58L228 57V60H229V61L231 60V61H230V64H231V62L233 61V60H232L233 55H234V56H237L238 54L240 55L241 52H239V53L237 54L238 51H236V50H238V49H236V50L233 51V49H231L232 47H229ZM248 48H249V47H248ZM248 48H247V51H246V49H245V52H246V53L241 49V50L244 52V53L242 52L241 54H245V55L247 56V57H246V56L244 55V56L246 57V59H248V57H249V56H248L249 53H247V52H249V49H248ZM121 49H120V50H121ZM125 49H126V48H125ZM125 49H124V50H125ZM130 49H132V50H130ZM171 49H174V48H171ZM178 49H179V48H178ZM189 49H191V51H190ZM210 49H211V48H209L208 50L206 49L205 51H206L207 53H210V54H211V53H214V52L216 53V51H214V52L212 51V50H214V48H212L211 52L209 51ZM124 50H123V51H124ZM129 50H130L131 52H130ZM134 50H133V53H135ZM137 50H135V51H137ZM165 50H166V49H165ZM183 50H182V52H183ZM195 50H194V52L190 53L189 55L192 54L191 56H193V53H194V54H195V53H199V55L201 54L200 56L195 55V56H198L199 59L196 58L195 56H193L195 59L198 60V61H197L198 63L200 62V63L202 64V66H201V64H200V68L202 67L201 71L203 70V72H200V73H202V74H199V75H202V78H199V79H203L205 76L208 78L209 75H208V76L205 75L206 73H205L204 68H206V71H207V67H208L209 65H207L206 67L203 68V66H204L203 63H204V61H203V60L200 61V59H201L200 57L203 55V56H202V59H203V57H204V58L206 57V59L209 60L208 58H209L211 55L209 54L210 56L207 57L208 55H207L206 52H205L206 54H205V53H204V54L207 55V56H205V55L202 53L203 51H199V50H198V52H195ZM215 50H216V49H215ZM217 50H218V49H217ZM221 50H222V48L220 49V51H221ZM251 50H252V49H251ZM251 50H250V52H251ZM128 51H129V52H128ZM160 51H161L163 54L160 53ZM169 51H171V50H169ZM169 51H168V53H169ZM185 51H187V52H185ZM189 51H190V52H189ZM232 51H233V54H232ZM254 51H256V49H255ZM254 51H253V54H252V55L249 54L250 57H251V58L249 57V59L252 60V56L254 55L255 57L253 56V60H254V58H255V61L257 62V60H256L257 57H256V56H257V53H258V52H256V53H255L256 55H255V54H254ZM260 51H259V52H260ZM119 52H120V51H119ZM119 52H118V53H119ZM121 52H122V51H121ZM126 52H128V53H126ZM171 52H172V53H171ZM171 52H170L171 54L169 53L170 56H171V55L174 56L175 54H177V55H175L174 57H176V56H177V58L180 57V55L178 56V53H179V52H176V50H175V51H171ZM180 52H181V51H180ZM188 52H189V53H188ZM200 52H201V53H200ZM217 52H219V51H217ZM224 52H226V51H224ZM224 52H223V55H225V54L227 53V52H226V53H224ZM234 52H235L236 55L234 54ZM109 53H108V54H109ZM129 53H131V54H129ZM166 53H167V52H166ZM168 53L165 54V55H168ZM173 53H175V54H173ZM184 53H179V54H182V55H183ZM220 53H222V51L219 52L218 54L220 55ZM251 53H252V52H251ZM111 54H112V55H111ZM127 54H128V56H130V55H131V56L128 57ZM137 54L140 55L139 58L136 56ZM160 54H161V55H160ZM186 54H185V55H186ZM216 54H217V53H216ZM258 54H260V53H258ZM120 55H121V54H120ZM125 55L127 56V58L125 57ZM165 55H163V60H164V56H165ZM185 55L181 56V58H182V57H186V58H182V59H184V60H186V61L188 60V62L186 63V64H188V66L186 65V66H187V67H186L185 65H181V66H185V67H181V68H182V69H180L181 71L183 70V68H185L184 70H186V68H187V69H188V68L191 69V67H189V64H190L189 62H193V61H194V62L196 63L195 59H194V60L191 59L192 57L190 58L189 55H188V58H189V59H187V56H185ZM221 55H222V54H221ZM223 55H222V56H223ZM239 55L237 56V58H239ZM155 56H156V55H155ZM157 56H158V55H157ZM168 56H169V55H168ZM170 56H169V57H170ZM212 56H214V54H213ZM222 56H221V57H222ZM241 56H243V55H241ZM241 56H240L239 59L243 58V60H242V59H241V60L244 61V57H241ZM258 56H259L258 58H260V59L262 60V62H263L264 59H262L261 57L264 56V50L262 51V54H260V55H258ZM112 57H113V56H112ZM115 57H116V56H115ZM135 57H134V58H135ZM152 57H153V58H152ZM174 57H173V58H174ZM217 57H218V59H219L220 56H216V57H215L216 59H215L214 57H213V58H214L215 60H217ZM221 57H220V59H221ZM225 57H227V55H226ZM116 58H117V57H116ZM160 58L162 59V56H161ZM166 58H168V57H165V59H166ZM173 58H172V56H171L170 58H168L169 60H167V59H166L167 61L164 60L165 62H168L167 65H169L171 62H173V64H172L171 66H175V69H174V67H171V66H170L171 68L168 67V66L166 65V63L164 62V64H165L168 68H170V69H166V68L164 69V68H163V69L161 70L162 72L160 71V72L162 73L163 78H164V77L166 78V75L164 74V73H167L166 70H171L172 68H173L172 71H168V73H169L168 75H170V72H172V73H176L177 70H178V73L173 74L174 77H173V75H172V77L175 78V76H176L177 74H179V71H180V70L178 69V66H177L175 63L178 61L180 64H182L183 62H181L182 60H177V61L175 62L174 60H172ZM177 58H176V59H177ZM181 58H178V59H181ZM210 58H211V57H210ZM237 58L234 59V57H233L234 61H235ZM258 58H257V59H258ZM118 59H119V58H118ZM121 59H120V60H121ZM170 59H171L172 61H170ZM174 59H175V58H174ZM206 59H204V60L206 61ZM225 59H227V58H224V60H225ZM127 60H125V61H127ZM152 60H153V61H156L157 63L154 64V62H153ZM189 60H190V61H189ZM253 60H252V62H251V61H250V62L254 64L255 61H253ZM121 61H122V60H121ZM128 61H130V62H128ZM128 61H127L128 66H129V67L132 66V69H134V70H135L137 67H139V65L141 66V69H140V68H139V69L137 68L138 70H137V69L135 70V71H139V70H140V71H139V74H140V72H141V74H143L144 71L147 72V70H143V71H142V69H143L142 67H144V65H143L142 63L139 62V65L137 66V65H132V64H134V63L137 64V62L134 61V59H133V60H128ZM132 61H134V63H133ZM202 61H203V63H202ZM217 61H218V60H217ZM220 61H222V63L220 62L221 64L218 63V64H220V65H218V64L216 63V61L214 62V60H213V62L215 63V64L213 63V65L216 66V64H217V66H219V67H217V66H216V67L213 66V68L215 67L214 69H216V68L219 69L220 66L223 65L222 68H223V69H227V68H225V67H226V66H225V65H226L225 62H224V64H223V58H222ZM225 61H226V60H225ZM237 61H238V59H237ZM237 61H236V62H237ZM245 61H246V60H245ZM247 61H248V60H247ZM247 61H246V62H247ZM258 61H260V60L258 59ZM123 62H124V61H123ZM145 62H146V63H145ZM169 62H170V63H169ZM178 62H177V64H179ZM226 62H227V61H226ZM236 62H232V63H233V66L239 68V66H237L238 64H236ZM240 62H241V61H240ZM240 62H239V63H240ZM127 63H125V65H126ZM130 63H132L131 66L129 65ZM198 63H196V64L198 65ZM234 63H235L236 65H234ZM247 63H249V61H248ZM257 63L259 64V66H262L261 61H260V62H257ZM257 63H256V64H257ZM141 64H142V65H141ZM158 64H159V65H158ZM183 64H185V61H184ZM192 64L194 65V63H192ZM192 64H190V66H191ZM196 64H195V65H196ZM208 64H210V62H209ZM211 64H212V63H211ZM211 64H210V65H211ZM244 64H245V62H244ZM244 64H243V62H241L240 67L242 66L244 69H247L246 66H245ZM249 64H250V63H249ZM253 64H252V66H253ZM256 64H255L253 67L250 66V65H251V64H250V65H249V67H250L249 70H252L253 68L257 67L258 64H257V66H256ZM260 64H261V65H260ZM228 65H229V62H228ZM243 65H244L245 67H244ZM126 66H127V65H126ZM135 66H136V67H135ZM147 66H145L146 69H147ZM176 66H177V68H176ZM198 66H199V65H198ZM259 66H258V67H259ZM263 66H264V63H263ZM133 67H135V68H133ZM145 67H144V69H145ZM163 67H164V66H163ZM192 67L194 68V66H192ZM211 67H212V66H211ZM211 67H209V68L212 69ZM227 67H229V66H227ZM235 67H234V69H236ZM247 67H248V66H247ZM249 67H248V68H249ZM251 67H252V69H251ZM179 68H180V66H179ZM195 68H196V67H195ZM176 69H177V70H176ZM196 69H197V68H196ZM218 69H216L217 71L215 70V71H216V74H218V73H217V72H218ZM259 69H260V68H259ZM259 69H258V70L256 69V71H259V73H261L262 71L264 72V70H262L263 68L260 69V70H259ZM163 70L166 71V72L163 73ZM173 70H174V71H173ZM175 70H176V71H175ZM188 70H189V69H188ZM188 70H186V71H188ZM193 70H194V69H193ZM193 70H190V71H192V73H193ZM221 70H222V69H220L219 71H221ZM228 70H229V72H227V70H222V71H221V73L224 72V73H223V74H224V77H222V78H224V79H225V78H229V77H226V74H225V73H227V75H228V73L231 72V74H233L234 77H235V75H234L235 73L238 74V72H235L236 70H232L233 73H232V71H230L231 69H228ZM237 70H238V69H237ZM239 70H240V69H239ZM249 70H247V74H248V73L250 74V72H251V73L254 72L253 70L249 72ZM261 70H262V71H261ZM181 71H180V75H182ZM211 71H212V72H210V73H211V76H212V74H213V76H214V75L216 76V74H214L215 72H214L213 70H211ZM225 71H226V72H225ZM243 71H244V70H242V73H240V72H241V70H240L239 74L242 75V74H243ZM142 72H143V73H142ZM146 72H145V73H146ZM148 72H149L148 74H149V77H150V78H151V77H153L154 79L156 78V76L154 77V75H153V74H155L156 72H155V73L153 72V74H152L150 71H148ZM160 72H158V74H161ZM194 72H195V70H194ZM208 72H209V71H208ZM208 72H207V73H208ZM213 72H214V73H213ZM245 72H246V71H245ZM245 72H244V73H245ZM263 72H262V73H263ZM150 73H151V74H150ZM189 73H191V72H189ZM189 73H188V74H189ZM204 73H205V74H204ZM210 73H209V74H210ZM219 73H220V72H219ZM221 73H220V74H221ZM254 73H255V72H254ZM259 73H256V74H258V75L254 77L255 79H256V77L259 76ZM156 74H157V73H156ZM183 74H184V72H183ZM185 74H186V73H185ZM203 74H204V77H203ZM231 74H229L228 76H230ZM252 74H253V73H252ZM145 75H146V77H147V73H146V74H143L144 77H145ZM150 75H152V76H150ZM186 75H187V74H186ZM189 75H190V74H189ZM189 75H188V76H185V77H187V79H188V77H190ZM194 75L196 76L197 74H193V75H191L192 78H193ZM221 75H222V74H221ZM250 75H251V74H250ZM250 75H249V76L247 75V76H248L249 78H251ZM254 75H255V74H254ZM157 76H158V75H157ZM159 76H160V75H159ZM159 76H158V79H160V78L162 77V76H161V77H159ZM178 76H179V75H178ZM183 76H184V75H183ZM211 76H210L209 78H211V79H210V83H211V85L213 86V84L215 85V83L212 84L211 81H212L213 77H211ZM217 76H218V75H217ZM245 76H246V74H245ZM245 76H244V77H245ZM260 76H263V77H264V74H263V75H260ZM168 77H169V76H167V80H169L170 82L172 81V83H170V82L168 81L169 84H171V85H173V86H176V87L182 92V95H181V92H179V90L176 89V90L178 91V94H177V92L175 91V88H176V87H174V91H173V86H172L171 89H170V87H168V89H170V91L172 90V91L174 92V94H175V92H176V94L179 95V96L181 95V96H183V97H185V98H186V97H187V98L190 97L191 99H193V98L196 97V98H198L197 100H199V97L205 98V96H207V100H209V97H210V96L207 95L206 92H204V91H207V89H209V88H208V87H209V86H208L209 84L207 85L208 87L206 86V83H209L208 80H206V81H207V82H206L205 79H204V81H205L206 83H205V82H202V83L205 84V86H206V88H207L206 90L203 91V93H206V95H205V96H198V97L195 96V97H194L193 94H192L193 96L190 95V94L193 93V91H194L195 89L192 90V92H190L191 90H190L189 88H188V90H186L185 87H184V86H186V85H182V84H181V83H182V80L180 81V78H182L181 76H180L179 78H177V79H178L177 81H178V82L180 81L179 83H177L176 80H175V81H176V82H175L174 79L172 80V79H171V78H172L171 75H170V78H169V79H168ZM185 77H184V78H185ZM199 77H200V76H199ZM234 77H233V78H234ZM236 77H237V75H236ZM241 77H242V76H241ZM241 77H240V78H241ZM244 77H243V79H244ZM163 78H161V81L157 80V81H159V83H158V82H157V83L154 82L155 85L157 84V85H156L157 87L160 85V82L163 83V82L166 81L165 78H164V81H163ZM190 78H191V77H190ZM190 78H189V79H190ZM196 78H197V76H196ZM196 78L194 77V79H196ZM230 78L233 79L232 76H230ZM254 78H251V80H252V81H251L252 84H253V79H254ZM182 79H183V78H182ZM187 79H185V80H187ZM189 79L187 80L188 83H189ZM199 79H198V80L196 79V80H197V83H198ZM214 79H215V78H214ZM214 79H213V80H214ZM218 79H219V78H218ZM231 79H230V80H231ZM236 79H237V78H236ZM261 79L264 81L263 78H261ZM147 80H148V79H147ZM147 80H146V81H147ZM192 80H193V79H192ZM226 80H227V79H226ZM230 80H228V82H229ZM247 80L250 81V79H247ZM257 80H258V78H257ZM257 80H256V82H255V81H254V82H255V83H258ZM259 80H260V78H259ZM262 80H260V81H262ZM148 81L152 82L153 80H152V78H151V80H148ZM200 81H201V80H200ZM202 81H203V80H202ZM215 81H216V80H215ZM234 81H235V83H237L239 80H238L237 82H236V80H234ZM243 81H244V80H243ZM245 81H246V80H245ZM260 81H259V83H264L263 81H262V82H260ZM166 82H167V81H166ZM166 82H165V84H166ZM168 82H167V83H168ZM183 82H184V81H183ZM246 82H247V81H246ZM152 83H153V82H152ZM152 83H151V84H152ZM154 83L152 84V86L155 87L154 89H156V86H154ZM185 83H187V82L185 81L184 84H185ZM190 83H191V85H192V84L194 85L196 82L193 81V82H190ZM200 83H201V82H200ZM248 83H249V82H248ZM158 84H159V85H158ZM163 84H164V83H163ZM163 84H162V85H163ZM169 84H167V85L170 86ZM218 84H219V82H218ZM218 84H217V85H218ZM237 84H238L239 86H241L240 83H237ZM241 84H242V83H241ZM246 84H247V83H246ZM246 84H244V85L241 86V87H244V88L246 89V86H245ZM188 85H189V84H188ZM188 85H187V86H188ZM191 85H189V87H190ZM193 85H192V86H193ZM198 85H201V84H198ZM198 85H197V86H198ZM211 85H210V86H211ZM220 85H221V84H220ZM220 85H218V86H220ZM238 85H237V86H238ZM254 85H255V84H254ZM262 85H263V84H262ZM163 86H164V85H163ZM192 86H191V87H192ZM197 86L195 85V88H198V87H199V86H198V87H197ZM205 86H204V88H200V87H201V86H200V87H199V88H200V91H201V89H202V90L205 89ZM230 86H231V85H230ZM237 86H234V85H233V87H234L235 89L237 88ZM247 86L249 87V85H247ZM257 86H258V87L260 86L261 88H264V85H263V87H262L261 85H257ZM257 86H256V87H257ZM165 87H166V86H165ZM191 87H190V88H191ZM223 87H224V86H223ZM227 87H228V86H227ZM227 87H226V85H225V88H226V89H227ZM231 87H232V86H231ZM248 87H247V89H248ZM251 87H252V86H251ZM251 87H250L248 90H251ZM253 87H255V86H253ZM260 87H259V89H260ZM186 88H187V87H186ZM192 88H193V87H192ZM192 88H191V89H192ZM211 88L213 89V87H210V89H211ZM217 88H218V87H217ZM220 88H222V86H221ZM220 88H219V91H220ZM229 88H230V87H229ZM158 89H161V90L163 89L162 91H164L166 88L164 89V88H162L161 85H160V88L158 87L156 90H158ZM168 89H166V90L168 91ZM210 89L208 90V92L211 91ZM235 89L232 88V89H230V90H231V91L234 90V91L237 93V91H236L237 89H236V90H235ZM255 89H256V88H255ZM259 89L257 88V90L255 91V92H257V93H256L257 95H259L258 93H260V92H258ZM161 90H160L161 93H165V91L162 92ZM213 90H214V91H218L216 88H214ZM224 90H225V89H223L222 91H224ZM230 90L228 89V91L231 93ZM242 90H243V89H242ZM260 90H261V89H260ZM263 90H264V89H263ZM170 91H169L168 93L166 92L165 95L167 96V94H171L172 92H170ZM196 91L199 92V89H196L195 92H196ZM234 91H233L232 93H234ZM238 91H239V90H238ZM240 91H241V90H240ZM243 91H244V90H243ZM160 92H159V93H160ZM189 92H190V94H189ZM195 92H194V94H195ZM229 92H228V94H229V97H230V99H231V98L233 97V96H232L233 94H230ZM241 92H242V91H241ZM244 92H245V91H244ZM179 93H180V94H179ZM199 93H200V92H199ZM211 93H212V91H211ZM226 93H227V92H226ZM226 93H225L224 95H228V94H226ZM236 93H235V94H236ZM239 93H240V92H239ZM242 93H243V92H242ZM246 93H247V91H246ZM253 93H254V91H253ZM261 93H262V95L260 94L261 97H260V95H259V98H262L263 95H264V94H263V91H262ZM221 94H222V93H221ZM235 94H234V95H235ZM247 94H248V93H247ZM249 94L251 95V93H249ZM254 94H255V93H254ZM256 94H255V95H256ZM162 95H163V94H162ZM172 95H173V94H172ZM172 95H171L172 98L175 96V97H174V101H173V100H172V101L174 102V104L176 103V104H178L179 106H181L180 108H181V111H182V106H183L184 104L182 103V105H180V104H181L180 102H181V100H182V101H184V100H183L182 97L180 96V99H181V100L177 103V102H175V101H176V100L178 101L179 99L176 98V95H174V96H172ZM189 95H190V96H189ZM214 95H216V96H215L216 98L213 96V99H214V98H215V100L218 99L217 102L219 103V101H221L222 99H221V98L219 99V97H217V96H221V95H218V94H214ZM230 95H231L232 97H231ZM241 95H242V94H241ZM241 95H239V96H241ZM255 95H251V97L254 98ZM257 95H256V96H257ZM179 96H178V98H179ZM191 96H192V97H191ZM237 96H238V94H237ZM237 96L235 95L234 97L237 98ZM239 96H238L237 101H240L241 99H239V98H242V97H239ZM221 97H222V96H221ZM227 97H228V96H227ZM248 97H250V96L248 95ZM248 97H247V98H248ZM175 98H176V99H175ZM190 98H188L187 100L190 101V100H191ZM202 98H200V102L205 100V99H202ZM253 98H251V99L253 100ZM256 98L258 99V96L255 97L254 99H256ZM210 99H212V98H210ZM213 99H212V100H213ZM230 99L228 98L229 101H230ZM232 99H233V98H232ZM242 99H243V98H242ZM257 99H256V100H257ZM262 99H263V98H262ZM185 100H186V99H185ZM187 100H186V104L188 105L190 102L187 101ZM195 100H196V99L192 100L191 102L194 103ZM207 100H205L206 103H207ZM212 100H210V101H212ZM224 100L226 101L227 98H225V99L223 98L222 103L225 102ZM228 100L226 101L227 104H225V105H224V103L221 104V102H220L221 107H220V106H219V107L216 106V105H220V104H218L216 101H214L215 104L212 103V104H211L212 106L210 105V107H209V106H208V104L210 103V101H209V102L206 104V105L208 106V108L211 109V107L213 108V107L216 106L214 110L211 109V110L213 111L212 113H213L214 115L211 114V113H210V115H211V116H212V115H213V116L217 115L216 113H217L218 111L216 112V108L219 109L218 114H219L220 112H223V111L225 112V110L220 111V110H221L220 108H224L225 106H228L227 108L225 107V109L228 110L227 113L225 112V114H229V112H230L229 110H231L234 106L230 105V108H231V109H229ZM233 100H234V99H233ZM243 100H244V99H243ZM243 100H241V102H243ZM258 100H259V99H258ZM258 100H257V102H258ZM263 100H264V99H263ZM234 101H235V100H234ZM234 101H231L232 104H233V103L235 104ZM253 101H254V100H253ZM261 101H262V100H261ZM261 101H259V104L261 103ZM184 102H185V101H184ZM187 102H189V103H187ZM197 102H198V101H196L195 103H197ZM200 102H199V104H200L201 106L199 105V108H201V107L204 108V110L201 108V110H202L201 112H204V113L206 114V116H205V114H202L203 116H200V117H203V118H204V116H205V118H204V119H203V118H200V119H201V121H202V119H203V120H207V121H209L208 118H211V117L208 116L209 114L207 115V112H205V111H207V110H205V109H206V108H205L206 105H205V107H204V106L202 105V102H201V103H200ZM212 102H213V101H212ZM203 103H204V102H203ZM254 103L257 104L256 107H258V106H260V107H261V106H264V105H259V104L256 103L255 101H254ZM176 104H175V105H176ZM204 104H205V103H204ZM234 104H233V105H234ZM244 104H246V102H245V103H241V104L238 102V104L236 103L235 105H238V106H239V105H243V106H244ZM263 104H264V103H263ZM178 105H177V107H178ZM191 105H192V106H191ZM196 105H197V106H194L193 104H189V105H188V108H186L187 106L184 107V106H185V105H184L183 108H184V109H185V108H186V109H189V108H190V112H189V110H188V111H187L186 109H185V110H186L187 112L191 113V112H192V111H191V110H192L191 107H192V108H193V106H194V108H195V107H198V104H196ZM214 105H215V106H214ZM222 106H224V107H222ZM231 106H232V107H231ZM243 106H240L239 108L236 107V106H235V107L238 108V109H240L241 107L243 108ZM177 107H176V108H177ZM256 107H254V108H256ZM194 108H193V110H197V109H198V110L200 111L199 108H197V109H194ZM242 108H241V109H242ZM262 108H263V110H264V107H262ZM241 109H240V112H241ZM258 109H260V108H258ZM179 110H180V109H179ZM198 110H197L196 112L193 111V112L191 113L192 116H193V115H194V116H197V115H198L197 112L199 113ZM211 110L209 111V109H208L209 112H211ZM235 110H236V109H234L233 111H235ZM244 110H245V107H244ZM244 110L242 109V112H243ZM256 110H257V109H256ZM260 110H261V109H260ZM231 111H232V110H231ZM236 111H238V110H236ZM247 111H248V110H247ZM224 112H223L222 115L225 116ZM251 112H252V111H251ZM255 112H257V111H255ZM258 112H259V110H258ZM258 112H257V113H258ZM263 112H264V111H263ZM193 113H195V114H193ZM231 113H232V112H231ZM231 113H230V114H231ZM233 113H234V112H233ZM236 113H237V112H236ZM236 113H235V114H236ZM238 113H239V112H238ZM245 113L247 114L248 112H244V114H245ZM183 114H184V113H183ZM185 114H188V113H185ZM191 114H189V116H191ZM230 114H229L228 117H231V118L228 119V117H227V118L224 120L223 124H225V121L227 122V119H228L229 121H231V122H232V120L234 119L235 121L233 120L234 122L232 123V125H233L234 123H235V125H236V123L239 121V119H238L237 122H236V119L233 118L234 116L232 117V116H230ZM258 114H259V113H258ZM260 114H261V115H260ZM260 114H259V115L262 116V110H261V113H260ZM199 115H200V114H199ZM231 115H232V114H231ZM233 115H234V114H233ZM238 115H239V114H238ZM238 115H237V116H238ZM248 115H249V116L251 115V116L253 117V120L256 121V118H257L256 115H254V114H252V113H251V114H248ZM263 115H264V113H263ZM192 116H191V117H192ZM207 116H208V117H207ZM218 116H219V115H217V117H218ZM226 116H227V115H226ZM226 116H225V117H226ZM197 117H198V116H197ZM206 117H207V118H206ZM225 117H224V118H225ZM254 117H256V118H254ZM262 117H263L262 119H260V117H259V119H257V120H258L257 123H258V125L260 126V129H262L261 126H263V124L260 125V124H259V121L261 120L260 122H261V123H264V121H262V120H264V116H262ZM195 118H196V117H195ZM198 118H199V117H198ZM212 118H213V117H212ZM212 118H211V121H212ZM219 118H221V117L219 116ZM232 118H233V119H232ZM249 118L252 119L251 117H248V119H249ZM192 119H194V118H191V120H192ZM200 119H199V120H200ZM231 119H232V120H231ZM244 120H245V119H244ZM253 120H248V121H252V123H254ZM192 121H194V120H192ZM207 121H206L205 124H204L205 121H204V122L202 121V124H204V125L206 126V124L208 123V124H209V127L211 128V121H209L210 123L207 122ZM242 121H243V119L241 118V119H240V122L242 123ZM248 121H246V122L248 123ZM231 122H230V124H231ZM240 122H238V123L240 124ZM243 122H245V121H243ZM246 122H245V123H242V125H239V124H238V125H236V126H239V127H240V126H243V125L246 124V125L244 126V127H246V126L248 125ZM191 123H192V122H191ZM228 123H229V122H228ZM228 123H227V124H228ZM249 123H250V122H249ZM255 123H256V122H255ZM257 123H256V124H257ZM196 124H198V123H196V121H195L194 126H195ZM208 124H207V126H208ZM223 124L221 123V124H218V125H223ZM230 124H229V125H230ZM191 125H192V124H191ZM204 125H203L202 127H204ZM216 125H217V124H216ZM232 125H230V126L228 127V126L225 124V126H226L227 128H226L224 125H223V127H222V126H218V127H222V128L225 127V130H224V131H225V133H226L227 130H228V132H227L228 134H229V129H231V130H230V135L227 134V135L230 136V137H228L227 135H225V136H226L225 140L228 138L227 140H230L229 142H231V143H232V142L236 143L235 141L238 140L237 137H238V135L240 134V132H239L238 135H236V133H238V132L236 131V129H237L238 127H236V126L234 125L236 129H235V130H234V129L232 130V128H233V127L231 128ZM249 125H250V124H249ZM258 125H257V126H258ZM199 126H200V125H199ZM207 126H206V129H205L206 131H207ZM251 126H252V128L254 127L253 125L248 126V127H250V128H249V131H247V132L250 133V134H251V131H250ZM259 126H258V127H259ZM196 127H197V125H196L194 128L196 129ZM216 127H217V126H215V128H213V129L211 128L212 131H213V130L215 131V130H219V129H220V128H218V127L216 128ZM222 128H221V130H219L220 132L218 131V135H219V133H220V135L222 136V134H221V133H223ZM240 128H241V127H240ZM254 128H255V127H254ZM197 129H198V127H197ZM211 129H209V131H210ZM238 129H239V128H238ZM241 129H243V128H241ZM246 129H248V128L246 127ZM260 129H259V131H261ZM263 129H264V127H263ZM263 129H262V133H263V131H264ZM201 130H202V129H201ZM239 130H240V129H239ZM239 130H238V131H239ZM244 130H245V128H244ZM253 130L255 131L256 128H255V129H252V134H251V135L248 134V133H247V134L245 133V135H246V136H245L243 133H244L246 130L242 133V134H243L242 138H243L244 136H245V138H246L247 135H248V136L250 135V136H249V139H251V140H249V139L244 140V138H243L244 141L239 140V142H245V141H247V143L249 142V144H246L247 146L245 145L246 147H248V146L250 145V143H251L253 140H256V139H253V137H252V135L254 136V134H253L254 131H253ZM209 131H208V132H209ZM212 131H211V132H212ZM214 131H213L212 133H214ZM234 131H236L235 134H233ZM259 131H257V132H259ZM215 132L217 133V131H215ZM231 132H232V134H231ZM241 132H242V131H241ZM254 133H255V132H254ZM214 134H215V133H214ZM242 134H240V136H241ZM263 134H264V133H263ZM215 135H216V134H215ZM232 135H233L234 137H233ZM235 135H236L237 137H236ZM256 135H258V133H257ZM221 136H219V137L221 138ZM225 136L223 135L221 139L224 140L223 138H224ZM231 136H232V137H231ZM240 136H239V139H242ZM261 136H262V135H261ZM235 137H236V138H235ZM251 137H252V138H251ZM256 137H257V136H256ZM229 138H230V139H229ZM233 138L236 139V140H234ZM247 138H248V137H247ZM260 138H261V137H260ZM260 138H259V139H260ZM231 139H232V140H231ZM252 139H253V140H252ZM259 139H258V140H259ZM262 139H263V138H262ZM250 141H251V142H250ZM263 141H264V140L256 141L255 144H253V145L258 147L259 145H256V143H257V142H260V146H261V148H262V147L264 146ZM239 142L237 141V146L240 144ZM261 142H262V143H261ZM221 143L224 144L223 141H222ZM245 143H246V142H245ZM253 143H254V142H253ZM231 145H233V144H231ZM231 145H230V146H231ZM262 145H263V146H262ZM234 146H235V148L233 147L234 150H236V153H237L238 155L240 154L239 156H240V158L244 161V164H245V165H248L247 162H245L246 159L248 158V156L254 158V156H253L252 154H254V153L256 152V150L254 149V152L251 150V151H252V152H251V151L249 150V149H251V146H250V148L248 147V148H249L248 150H249L250 152L247 151V150H245L246 148L243 149V152H242V148L240 147V146H241V144H240V146H238V147H239V149H240L241 151L238 152L239 150L237 151L238 147L236 146V144H235ZM254 146L252 147V149L255 148ZM236 147H237V148H236ZM242 147H244V145H242ZM2 148H3V147H2ZM7 148H8V147H7ZM231 148H232V146H231ZM233 148H232V149H233ZM261 148H260V149L258 148L259 150H257V151L259 152V151L261 150ZM0 149H1V148H0ZM3 149H4V148H3ZM3 149H2V150H3ZM70 149H71V148H70ZM256 149H257V148H256ZM71 150H72V149H71ZM234 150H233L232 153H234ZM4 151H6V150L4 149L3 152H4ZM29 152H30V151H29ZM244 152H245V153H246V152H247V153H248V152L250 153V155H249V154L247 155V153H246V155H247V156L245 157L246 159L244 158V156H245V153H244ZM258 152H257V153H258ZM262 152H264V150H263V151L261 150V154H262ZM6 153H7V151H6ZM6 153H4V154L6 155ZM8 153H9V150H8ZM257 153H256V155H257L259 158H258L255 154H254V155L256 156V159L258 158V160H260V156H263V155H260V154H259L260 152H259L258 154H257ZM4 154H2V155H4ZM11 154H12V152H11ZM11 154H10V155H11ZM241 154H242V157H243V158L241 157ZM263 154H264V153H263ZM7 155L9 156V154H7ZM12 155H14V154H12ZM73 155H74V154H73ZM231 155H232V154H230V157H231ZM233 155H236V154H233ZM233 155H232V156H233ZM243 155H244V156H243ZM251 155H252V156H251ZM8 156H5V158H7ZM15 156H16V154H15ZM11 157H12V159H13L14 161H15V160H16V162L18 161L14 156H10L9 158H11ZM235 157L237 158V156H234V158H235ZM3 158H4V157H3ZM3 158L0 157V161H2L1 159H3ZM5 158H4L3 160H5ZM17 158H18V157H17ZM72 158H73V157H72ZM231 158H232V157H231ZM234 158L232 159V160H233V163H234ZM236 158H235V161H237V160H238V161H241V160H239V159L236 160ZM238 158H239V157H238ZM263 158H264V157H263ZM7 159H8V158H7ZM12 159H11V160H12ZM11 160L9 159V160H7V162H6V160H5V163H3L4 161H2L1 164L3 163L2 165H5V166H6V164H7L8 162H10ZM13 160H12V161H13ZM258 160H255V161H257V162L260 163V161H261L262 159H261L260 161H258ZM238 161H237V162H238ZM243 161H242V162H243ZM262 161H263V160H262ZM16 162H15V164H17ZM21 162H22V161H21ZM242 162H239L240 164L238 163V164H239V167L242 166V167H241V170L245 167L244 164L241 165ZM13 163H14V162H13ZM13 163H10V165H9V163H8L6 167H7L8 169H10V168H14L15 166H13ZM18 163H19V162H18ZM251 163H252V162H251ZM251 163H250V164H251ZM11 164H12V167H10ZM15 164H14V165H15ZM238 164L236 165V163H235L236 166H238ZM250 164H249V166H251L253 163H252L251 165H250ZM262 164H264V163H262ZM262 164L260 163L261 166H259V164L257 163V166H259V169L257 168V170L254 172V174H256L257 171H259V172L261 173L260 176H262V175L264 174V173H262L263 170H262V172H261V169H260L262 166H264V165H262ZM8 165H9V167H8ZM17 165H19V164H17ZM22 165H23V164H22ZM103 165H104V164H103ZM253 165H254V164H253ZM243 166H244V167H243ZM254 166H255V165H254ZM254 166H251V167H252V170H253V168H254V170H255L256 167H257V166H256V167H254ZM17 167L20 168V166H17ZM17 167H16V170H15V169H12V170H15L16 173H17V171L19 170ZM106 167H107V166H106ZM106 167H105V168H106ZM239 167H237V168H238L237 170H239ZM251 167H249V168L246 167V168H247V169H250ZM246 168H244V169H246ZM17 169H18V170H17ZM22 169H23V168H22ZM26 169H27V168H26ZM73 169H74V168H73ZM244 169H243V170H244ZM247 169H246L245 171H249V170H247ZM262 169H264V167H263ZM20 170H21V168H20ZM20 170H19V171H20ZM24 170H25V169H24ZM104 170H105V169H104ZM252 170L250 171L251 173L254 171V170H253V171H252ZM19 171H18V173H19ZM105 171H106V170H105ZM107 171H109V170L107 169ZM107 171H106V172H107ZM13 172H14V171H13ZM23 172L26 173V177H25L26 179H27V174H28V173H29L28 176L31 175V177H32V178H31V177H29V178L33 179V177H35V173H32V174H34L33 176H32V174H30L32 171H29V172L23 171ZM33 172H34V171H33ZM106 172H105V173H106ZM238 172H239V171H238ZM259 172H258V174H257V178H259V177H258ZM20 173H22V171H20ZM108 173H110V172H108ZM112 173H113V172H112ZM241 173H242L243 176L246 177L245 173L248 174L249 172H248V173H247V172L244 173V171H241ZM103 174H104V172H103ZM114 174H115V173H114ZM108 175H110V174H108ZM111 175H112V174H111ZM248 175H250V173H249ZM20 176H22V175H20ZM113 176H114V175H113ZM108 177H110V176H108ZM250 177H251V175H250ZM23 178H24V177H23ZM23 178H22V179H23ZM113 178H114V177H113ZM246 178H248V180L250 179L249 176L246 177ZM255 178H256V175H255ZM261 178H262V177H261ZM35 179H36V178H35ZM111 179H112V178H111ZM263 179H264V177H263ZM48 180H49V179H48ZM246 180H247V179H246ZM248 180H247V181H248ZM261 180H262V179H261ZM49 181H50V180H49ZM251 181L254 182V185H255V181H258V179H256L255 181H253V180H251ZM259 181H260V178H259ZM263 181H264V180H263ZM30 182H31V181H30ZM262 183H264V182H262ZM26 184H27V183H26ZM31 184H32V183H31ZM33 184H34V182H33ZM257 184H258V183H257ZM260 184H261V183H260ZM27 185L29 186V184H27ZM27 185H25V186H27ZM21 188H22V187H21ZM23 188H24V189H23ZM23 188H22V190L20 189V191L24 193L26 187H23ZM26 190L29 191L30 189L28 190V187H27ZM123 190H124V189H123ZM125 190H126V187H125ZM125 190H124V191H125ZM127 190H128V189H127ZM30 191H31V190H30ZM32 192H33V191H32ZM32 192H30V196H29V197L27 196V195H28V192L24 193V195L26 194V196H27L28 198L31 199V202H30L31 204H38V205H35V206H38V207H40V208L42 209V210H41V209H38V208H37L38 210H41L39 214H42V215H43V216L40 215L42 218H43L44 216H45L44 219H46V217H47V218H48V217H51V218H50V221L48 220L49 222H47V223H51V225H57V222L55 221V218L52 216L53 212L51 211V209H46V208H44V207L41 205V202H42V201L40 202V199H41V198L38 197L34 192H33V193H32ZM126 192H127V191H126ZM28 198H27V200H28ZM116 199H117V198H116ZM28 201H29V200H28ZM122 201H123V200H122ZM27 203H28V202H27ZM28 204H29V203H28ZM117 204H119V203H117ZM122 204H123V203H121V205H122ZM126 204H127V203H126ZM31 206H34V205H31ZM115 206H116V205H115ZM117 206H118V205H117ZM124 206H125V205H124ZM127 206H128V205H127ZM117 208H118V207H117ZM109 211H110V210H109ZM107 214H108V213H107ZM109 214H110V212H109ZM53 218H54V219H53ZM48 219H49V218H48ZM41 220H42V222H43V219H41ZM4 221H5V220H4ZM5 224H6V223H5ZM42 224H43V223H42ZM44 227H45V226H44ZM40 228H42V227L40 226ZM40 230H41V229H40ZM16 232H17V231H16ZM90 236H94V235H91V234H90ZM93 238H94V237H93ZM51 239H52V238H51ZM96 242H97V241H96ZM17 244H18V243H17ZM18 245H19V244H18ZM16 246H17V245H16ZM20 246H21V245H20ZM20 246H19V247H20ZM19 247H18V248H19ZM20 248H21V247H20Z\"/></svg>","mask_w":264,"mask_h":264}]
</instances>
